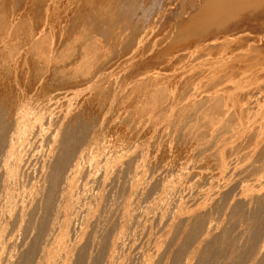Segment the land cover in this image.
<instances>
[{"label": "rangeland", "instance_id": "obj_1", "mask_svg": "<svg viewBox=\"0 0 264 264\" xmlns=\"http://www.w3.org/2000/svg\"><path fill=\"white\" fill-rule=\"evenodd\" d=\"M87 1H89V0H35L34 1V3L32 4V6H31V9H29L28 11H27V13H22L21 15L23 16L24 15V17L23 18H21V16H19V17H16L15 18V15L16 14H19V12H20V7H21V5H22V2L20 1V0H0V11H2V13H0V14H6V15H4L5 16V18L7 17H9L8 19H11V21L14 19V24L13 25H15V26H13L12 24V26H11V28L12 29H9L10 30V35H9V31H8V35L6 36V35H4L3 33H4V31H1L0 30V109L2 110L3 109V105L5 104V105H7L6 103H8L9 105H7L8 106V108H6L7 106H5L4 105V108H5V110L3 109L2 111H0V113H2L3 114V116H4V118H5V120H7V118H8V121L10 120V122H9V124H7V128H11L12 130L10 131V129H7V133H5L7 136H5L6 137V140L4 141V142H6V141H8L9 139H11L12 137L11 136H13V134H14V130H13V128L15 127L14 126V124H15V121L13 120V119H15L16 118V116L20 113V112H23V111H26V112H28V109H29V112L30 111H32V109L33 108H36V106H40V104H42V102L41 101H43V100H45L46 98H48L50 95H47V92H50V93H48V94H51V96H53V95H55L56 93H59V92H66L68 95H66L65 96V93H64V97L63 98H61V99H57V101H54V102H56V104H55V106L53 107V110H52V112L50 113V115H51V117H50V122H49V124H46L45 125V134L44 133H38L37 134V138H35V139H33L31 142H30V145H28L27 147H25L26 149H27V151H26V149H24L25 150V152H24V157H23V161L24 162H22V166H21V170H20V174L22 175V177H21V180H23V181H27L28 182V180L29 181H37V180H39L40 179V176H41V172L40 171H42L43 170V172H45L46 173V171H47V174H48V171H51V168L49 169L48 167L50 166L51 167V165L53 164V162H54V160L58 157V156H56V152H57V150L56 151H54L53 153H49V149H50V143H51V137H52V134L53 133H58V132H60L63 128V126L61 127V125H65V123H67L68 122V120H70L69 121V123L71 122V124H77V123H79V125H84L86 122V124H85V126L86 125H89V124H92V125H89V127H87V133L89 132V137H88V139H87V141H88V143H87V141H86V143L85 144H83V145H80V147H78V151H79V149L80 150H82V152L81 153H78V151H76L77 153L75 154L76 156H75V158L73 159V162H72V164H73V167H74V174H73V176L71 177V179L73 180V187H72V189H71V191H70V193H71V197H74V198H72V202H73V206H71V208L73 209V211H72V209L70 208V211H69V215H67L66 216V218H63L64 220H63V223L64 224H67L66 226H65V231L67 230V234L68 235H65L66 234V232L63 230L64 228V224H63V227H62V229L61 230H63V231H61L60 230V232H61V234L60 233H58L59 234V239H61V237L63 238L62 240H59V241H61L62 243H60V242H58L57 241V243L59 244H65V245H62L63 246V250L61 249L62 247H61V245H57V243H55L54 244V248H56L55 250H53V251H56L55 253H54V255H53V253H52V255L53 256H56V258H53L54 260L53 261H56L55 263L53 262V264H58L61 260V257H60V259L58 258L60 255H61V253H62V258H63V252H64V250H65V248L64 247H66L67 248V245H68V243H69V245L68 246H70L71 244H73V243H81L82 242V239H84L83 238V235H84V230H85V228H84V230H83V228L82 227H84V225H85V221H83L84 219V216H85V219L88 217V215L87 214H89V215H91V216H93V215H95V212H96V208H94V210H93V207H94V205L92 206L91 205V202L89 201V198L90 197H87V196H89L90 194H91V191L89 190L90 189V187H92L93 186V188H96L97 187V185H98V180H100V178H102L103 176H105L106 174H107V176L109 175V177H111V178H109V180L107 181V183L108 184H106V186L105 187H107V186H109V187H107V188H104V192H103V199H102V201H101V203H100V206H99V208H98V215H99V217L101 218H99V220H98V223H97V225L95 226L96 227V229L95 230H98L99 229V231H97V232H101V231H105L106 233H108V232H110V236H111V232H113V230H114V234H112V236L113 237H115V238H117V236L119 235V236H121L122 238H120L118 241H120L119 242V244L121 245V247H122V251L120 252V253H124V255L126 254L127 255V258H130L129 256H130V252H131V257L133 256L134 257V254H135V256H136V254L137 255H140V256H138L139 258L140 257H142L143 255H150L151 253H153L154 255H156L155 253H157V255L159 256L160 254H158V252L159 253H162V250L165 248V245H166V242H169V245H166V248H165V250L163 251V254H161L160 255V257L162 256V258H166V256H168V255H171L173 252V250H176L177 248H178V245H179V242H180V237L182 236V234H184V232L188 229L187 227H188V225H189V227L191 226V220H194L195 219V217L194 216H196V217H198V216H202L203 215V217L204 218H206L205 219V221L203 222V224H204V227H203V231L204 230H206V229H208V228H206V227H211V230L212 231H210V233H209V235H208V240L207 239H205V240H203V242H201V240L202 239H200L202 236V233L200 234V235H198V237L195 239V243H192V245L191 246H189V247H187V250L190 252L189 254H187L188 252H186L185 253V255L187 254L188 255V257L187 256H183L184 258H187V259H185L186 261H189V262H193L192 264H195V260L197 259L196 257H198L199 255H200V252L203 250L202 248L207 244V243H205V242H208V241H212L214 238H216L218 235H221V233L222 232H226L227 231V234L225 235L227 238H224V240L226 241V239H230L229 237H232L228 242H231V243H233L235 246H236V250L237 251H241L244 247H245V245H246V240H245V237H246V235H247V233L250 235V232L252 231V229L254 228V226H255V223H253L252 221L253 220H251L250 218H249V212H250V206H248V205H244V207H243V209L241 210V212H239V214H238V216H232V215H230V213L232 212V209H233V207L236 205V204H239V203H244V201H246L247 200V198H248V195L249 194H251L252 192H251V190H253L254 188H252V186L253 185H257V184H259V188H257V189H255V190H259V189H261V191L262 192H264V179H263V177H258L257 175H258V171H259V169H258V171H256L255 169H257V167H255L256 166V164H257V162L258 161H261V158H264V152H260V150H264L263 149V147H264V145L263 146H259L258 148H257V146H258V143L260 144V142L258 141V140H262L261 141V143L262 144H264V140L262 139V136L264 137V133H263V131H264V76L262 77L261 75H259V72H257V73H255V70L254 69H252V71L254 70V73L257 75H255V76H252L251 74H253V73H251V69H250V71L247 69L248 68V65H249V67H250V64H252L251 62H249V57L247 58V56H245V58L243 57L244 55L243 54H245L246 52H247V50H248V47L247 46H249L250 44H251V46H249V47H254V46H256L257 44H255V43H259L260 44V47L262 46V44H264V36L262 35L263 33H264V26H262L261 27V24L259 25V23H258V26H257V24L256 25H254L255 23H257V22H254V24H253V26H255V28H258L257 30H260V31H257L255 28L252 30V27H250V29H249V31L247 32L246 30L244 31V33H242V34H244V35H242V34H240L241 36H240V39H238V40H236L234 43H229L230 44V47H228L229 45H226V46H224V44L222 45H220V49H218V52H217V54H216V56H218V58L216 57V58H214L215 56H212V55H207L208 54V52L206 53V52H199L198 53V55L195 57H193V58H188V59H186V61H181L180 62V64H176L175 66H174V64H171V68H172V71H171V69H170V65L169 66H167L166 67V71H165V66H161V67H159V65L158 66H156L155 64H156V62H154L153 61V59L152 58H150V55H152L151 57H154V56H156V52H155V54H151L152 52L151 51H153V53H154V51H157L156 49H157V47H158V50H160V47H162V46H160L159 47V43H160V41H157L158 40V38H159V40H161L160 38L161 37H158L159 35V30H150V33H149V30H148V33L149 34H147V36L149 37V44H150V42L152 43V44H148L149 46H151V49H150V51L148 50V48L147 47H149L146 43L148 42L147 40H146V42L144 43V45H143V43H142V45H141V47H143V46H145V51L147 52L148 51V53H146V52H143V53H145L144 55H143V57H141V55L139 56V46H136V47H134V48H132V49H130V53H131V56H133L134 58L132 59V65H133V67H134V65L135 64H137V65H135V67L133 68V67H131L132 65L129 63H126L125 64V59L127 58H125V55H126V53H127V51H126V53H125V51H124V55H122L123 53L121 52H118V50H117V48H116V46H115V49H113L114 47H112V46H114L115 44L117 45L118 43L117 42H113V43H108V44H103V40L101 39V38H96L95 37V35L93 34V33H90L91 31L90 30H88L87 29V27L85 26V24H82L83 23V21H81V23L78 21L77 22V20H78V16L80 15V14H82L83 12H84V9H85V7L87 6V5H90L91 3H93V4H91V6L93 5V6H96L95 4L97 3L96 2V0L94 1V0H91L90 2H87ZM95 2V4H94V2ZM162 2H161V4H166L167 2H168V0H161ZM89 3V4H88ZM17 11V12H16ZM19 11V12H18ZM29 12V13H28ZM14 14V15H13ZM10 15H11V17H10ZM0 16H3V15H0ZM16 16H18V15H16ZM49 17V18H48ZM18 19H23L22 21L20 20H18ZM48 19V20H47ZM17 22V23H16ZM76 23H79V24H77L76 25ZM82 24V25H81ZM262 25H264V23L262 24ZM44 26V27H43ZM49 26H50V28H49ZM260 26V27H259ZM262 28H263V30H262ZM33 30V31H32ZM39 30V31H38ZM41 30V31H40ZM51 32H50V31ZM252 30V32H250ZM254 30H256L258 33H262V34H259V35H257L256 33H253V32H256V31H254ZM45 31V32H44ZM153 31H155V32H153ZM160 31H162V30H160ZM263 31V32H262ZM29 32H31L30 34L31 35H33V37H35V38H37V37H45V36H47V37H43L44 39H45V42H44V39L42 38L41 40H43V43H41V44H39V43H36V42H38V41H40L41 42V40H38V41H36L35 43H31V44H26V40L25 39H27V34H29ZM39 32V33H38ZM57 32V33H56ZM157 32V33H156ZM42 33V34H41ZM50 33V34H49ZM56 33V34H55ZM58 33H59V35H60V37H59V35H58ZM61 33H62V35H61ZM88 33V34H87ZM158 35V36H156V34ZM255 34L254 36H255V38L254 37H252V35L253 34ZM89 34H91V35H89ZM93 34V35H92ZM153 34H155V36L153 37L152 35ZM161 34L162 33H160V36H161ZM252 34V35H251ZM41 35V36H40ZM49 35V36H48ZM58 37H57V36ZM67 35H68V37H67ZM248 35H250L249 37H248ZM256 35H257V37H256ZM261 35V36H260ZM62 36V37H61ZM85 36H89L87 39H86V37ZM92 36V37H91ZM147 36L145 37V39L147 38ZM8 37V38H7ZM24 37V38H23ZM57 37V38H56ZM71 37V38H70ZM155 38V39H153V38ZM158 37V38H157ZM262 37V38H261ZM7 38V39H6ZM70 39V42H66V41H64L65 43L59 48V52H57L56 53V55H58V58H59V60L58 61H60L61 62V64H62V61H64L65 59H66V61H64V62H67L68 60H70V62H73L74 63V67H72V66H68L67 68L65 67V69L63 68L62 69V71L63 72H60V73H57V74H60L59 76L61 77V74H62V77H61V79L63 78V75H65L66 74V72L68 71V73L67 74H70V76L68 77L70 80H72V78H73V81H72V83L70 82V80L69 81H67V79H66V76H68L67 74H66V76H64V79L67 81H65V80H63V83H64V81L67 83V85H68V89H66V90H63V91H55V89L56 88H61L59 85V83H62V80H61V82H59L60 81V79H59V76H57V78L56 79H58L59 81H57L55 78H53V76L55 75H57V74H52V75H50L51 73H52V70H53V68L52 67H50V69L48 70V72H46L45 74H43L42 75V78L37 74V73H34L35 71H36V69H35V67L37 66L36 65V62H35V64H33V62L35 61V58H32V57H35L33 54H37L36 52H39V50L38 49H40V48H37V44H38V47H40V46H42L41 47V49L42 50H45V48L44 47H46V46H48L49 45V40L53 43H55V41L57 42V40H59V39ZM91 38V39H90ZM150 38H152L153 39V41L156 43V41H157V43L158 44H156V45H158V46H154V42H152V39H150ZM253 38V39H252ZM261 38V39H260ZM2 39V40H1ZM18 39V40H17ZM57 39V40H56ZM81 39V40H80ZM92 39H93V41H95L96 42V44L97 45H100V46H97V51H96V48H95V45H94V48H93V41H92ZM243 39H246V40H244L243 41ZM252 39V40H251ZM263 39V40H262ZM85 40V41H84ZM242 40V41H241ZM258 42H257V41ZM260 40H261V42H262V44H261V42H260ZM2 41V42H1ZM9 41V42H8ZM82 41V42H81ZM84 41V42H83ZM88 41V42H87ZM92 43H91V42ZM97 41H98V43H97ZM256 41V42H255ZM7 42V43H6ZM50 42V43H51ZM253 44H252V43ZM3 43H5V44H3ZM89 43H91V45L89 44ZM8 44V45H7ZM23 44V45H22ZM26 44V45H25ZM33 44V45H32ZM36 46H35V45ZM47 44V45H46ZM95 44V43H94ZM247 44V45H246ZM258 44V45H259ZM3 45V46H2ZM11 46V49H10V46ZM14 45V46H13ZM16 45V46H15ZM27 45H30V46H27ZM102 45V46H101ZM111 47H110V46ZM153 45V46H152ZM245 45V46H244ZM4 46H6V47H4ZM44 46V47H43ZM119 45H117V47H118ZM231 46H233L232 48H231ZM264 46V45H263ZM8 47V48H7ZM14 49H13V48ZM18 47V48H17ZM20 47V48H19ZM98 47H100L101 48V51H100V49L98 48ZM103 47V48H102ZM154 47H156V49L155 50H153L154 49ZM221 47L224 49H221ZM225 47H226V50H225ZM238 49H237V48ZM241 47V48H240ZM245 47V48H244ZM257 47V46H256ZM259 47V46H258ZM4 48V49H3ZM6 48V49H5ZM16 48V49H15ZM33 48V49H32ZM37 48V49H36ZM47 48V47H46ZM90 48V49H89ZM13 49V50H12ZM41 49H40V51H41ZM79 49V50H78ZM232 49H235L234 51L232 50ZM9 52H8V51ZM37 50V51H36ZM94 50V51H93ZM237 50V51H236ZM242 50V51H241ZM11 51V52H10ZM26 51V52H25ZM28 51V52H27ZM64 51V52H63ZM80 51V53H81V51L84 53H81L82 54V56H81V54L80 53H78V52ZM129 51V50H128ZM222 53H221V52ZM228 52L229 53V55H225L224 53H226V52ZM241 51V52H240ZM8 52V53H7ZM95 52V53H94ZM158 52V51H157ZM13 53V54H12ZM75 53V54H74ZM77 53V54H76ZM92 53V54H91ZM129 53V52H128ZM232 53V54H231ZM9 55V56H6V55ZM17 54V55H16ZM33 56H32V55ZM79 54V55H78ZM219 54H220V56H219ZM221 54H222V56L223 57H221ZM3 55V56H2ZM31 56V58H30V56ZM64 55V56H63ZM71 55V56H70ZM76 55H77V57H76ZM92 55V57H93V55H96L95 57H94V59H93V61L95 62V64L93 63V61H92V59H91V61H92V63H91V61L90 60H88L89 58H90V56ZM98 55V56H97ZM128 55V54H127ZM126 55V56H127ZM232 55V56H231ZM5 56V57H4ZM67 56V57H66ZM79 56H80V58H82V57H86L85 58V60H84V58H82V59H80L79 60ZM100 56V57H99ZM201 56V57H200ZM227 56V57H226ZM7 57V58H6ZM10 57V58H9ZM13 59H12V58ZM57 57V56H56ZM78 58L77 60L75 59V61L76 62H78V60H79V64L77 63V65H76V62L73 60L72 61V58ZM212 57V58H211ZM229 57V58H228ZM58 58H56V60L58 59ZM71 58V59H70ZM143 58V59H142ZM147 58V59H146ZM195 58V59H194ZM214 58V59H213ZM223 59V61H222V59ZM234 58V59H233ZM236 58H238V59H236ZM242 58V59H241ZM25 59V60H24ZM103 59V60H102ZM144 59H146L147 61H144V62H146L147 63V65H145L146 63H144L143 62V60ZM149 59H151V61L150 62H154V64H150V62L148 61ZM204 59V60H203ZM216 60V61H218L217 63V66L219 65V63L220 64H223V62H226V64H229V63H231V62H235V63H233L232 64V67H231V69L228 67V69L230 70V72H235V74L237 75H233V73H232V75H231V73H230V77H228L229 76V74L228 75H226L224 78H223V80H221V82H219V84H218V89L217 88H214V90H212V87H210L211 85H212V83H213V86H214V84L215 83H217L216 81V77H218L219 78V76L217 75V73L216 72H214V74H213V72L211 71V72H209V68H210V66H209V68H208V65H206V66H201V67H203L202 69H201V67L200 66H198V68H197V66L196 65H199L200 63H209V60L210 61H212V60ZM228 59L229 60H234V61H229V62H227L228 61ZM243 59H245L244 61H243ZM11 60H13L12 62H11ZM192 60V61H191ZM32 62L31 64H30V62ZM81 61V62H80ZM83 61H84V63H83ZM88 61H89V64H88ZM194 61V62H193ZM196 61V62H195ZM198 61V62H197ZM215 61V62H216ZM220 61V62H219ZM247 62V64H246V62ZM29 62V63H28ZM63 62V63H64ZM86 62V63H85ZM98 62V63H97ZM139 62V63H138ZM186 62V63H185ZM190 62V63H189ZM213 62V61H212ZM222 62V63H221ZM250 64H249V63ZM83 63V64H82ZM91 63V64H90ZM100 63V64H99ZM104 63V64H103ZM189 63V64H188ZM192 63V64H191ZM194 63V64H193ZM18 64V65H17ZM32 64L34 65L33 67H32ZM93 64V65H92ZM99 64V65H98ZM149 64V65H148ZM181 64H182V66H181ZM187 64V67H185V65ZM243 64H245V66L243 65ZM36 65V66H35ZM87 65V66H86ZM98 65V66H97ZM100 65H101V67H100ZM102 65H103V67H102ZM129 65H131L130 66V69H129ZM139 65V66H138ZM189 65V66H188ZM194 65V66H193ZM233 65H234V67H235V70L233 69L234 67H233ZM76 66V67H75ZM80 66V67H79ZM177 66V67H176ZM216 66V67H217ZM246 66H247V68H246ZM82 67H83V69H82ZM85 67H86V69H85ZM191 67V68H190ZM193 67V68H192ZM240 67H241V69H240ZM246 68L245 70H247L246 72L248 73V71H249V74L251 75L250 77H249V75L247 74V73H245L244 71V68ZM256 67V66H255ZM254 67V68H255ZM258 67V68H257ZM256 68L257 69H259L260 67L259 66H257ZM20 68V69H19ZM30 68V69H29ZM52 68V69H51ZM81 70H80V69ZM100 69L99 71H96V72H93V70L95 71V70H98V69ZM173 68H174V73H172L173 72ZM182 68V69H181ZM184 68V69H183ZM186 68V69H185ZM237 68V69H236ZM242 68H243V70H242ZM255 68V69H256ZM35 69V70H34ZM86 71H85V70ZM169 69V70H168ZM178 69H180V70H178ZM187 69H189L188 71H186ZM205 69V70H204ZM227 69V70H228ZM256 69V70H257ZM34 70V72H31V71H33ZM83 70V71H82ZM181 70H182V73H184V72H186V73H184V74H182L181 76H178V75H180L181 74ZM185 70V71H184ZM234 70V71H233ZM240 70V71H239ZM49 71H50V73H49ZM66 71V72H65ZM81 71V72H80ZM171 71V72H170ZM198 71V72H197ZM204 71V72H203ZM28 72V73H27ZM71 72V73H70ZM74 72V73H73ZM98 72H101L100 74L98 73ZM168 72H170V73H168ZM191 72V73H190ZM194 72V73H193ZM199 73V75H197V73ZM85 74V75H83V74ZM91 73H92V75H93V77H91L90 75H91ZM95 73V74H94ZM152 73H158V75H164V74H166V75H172L171 77L172 78H170V76L168 77V79L170 78L171 79V81L170 80H168L169 82H168V84L166 83L167 82V80H165L164 81V85H167V87L170 89V91H169V89H168V91H167V94H169V93H171V94H169L170 96L172 95H174L173 97H175L176 95H177V97H179V98H177V97H175L174 99L175 100H177V102L178 101H180L179 103H180V105L181 104H183L184 102V96L183 95H185L186 93L185 92H187L189 95H185V98H187L188 96H193V95H196V97L197 96H199V95H203V94H205V95H208L209 94V92L211 91L212 92V94H211V92H210V94H211V96L214 94V91L216 92V90H217V93H220L221 91H222V93L224 92L225 93V91L227 92V93H223V96H222V93H221V96H222V98H225L221 103H222V105H223V107H225V105L227 106V107H225L224 109H223V107H222V109L221 110H223V115H225V114H228L230 117H232L234 114H236V115H234L233 116V118L232 119H229V117H228V119H227V117H226V115L225 116H223L222 114H220V113H222L221 112V110H220V113L217 111L216 113H219V114H217V116H219V115H222V117L220 116V118L219 117H216L215 119H214V116H216L214 113V109L212 108L211 109V107H210V105H207V108H205L204 109V111L207 113V119H206V124H208V122H209V118L210 119H213L212 120V122L210 123L209 122V126H206V128H208V130L205 128V131L206 132H209V134H211V136L210 135H208L207 133V135H208V137L207 138H205V134L202 136V138H204L203 140H205V142L204 141H202V139L200 138V137H198L197 135V137L199 138H197L196 139V136H192V135H188V136H186V137H188V138H185V136H183L184 135V133L182 134V126L180 125V127H179V125H176L177 124V122H175V120H174V118H175V112L176 111H173L172 109H174V106H171V108L170 109H166L165 108V106H161V104L162 103H160V102H164V100L162 99V101H160V98H161V95L159 96V93H155L152 89V87H150L149 85H147L148 87L147 88H145L146 87V84L147 83H145L146 81H144V82H142L143 80H145V79H147L148 78V76H150V75H152ZM176 73H180V74H178V75H176ZM209 73V76H207V77H205L206 76V74H208ZM212 75H211V74ZM243 73V74H242ZM33 74H34V76H33ZM174 74L176 75V77L174 76ZM191 74V75H190ZM246 76H245V75ZM263 74V73H262ZM74 76V77H72V76ZM108 75H109V77H108ZM188 77H187V76ZM210 75H211V77H210ZM215 77H214V76ZM242 75V76H241ZM247 75H248V80H246V78H247ZM254 75V74H253ZM264 75V74H263ZM39 76V77H38ZM44 76V77H43ZM48 76V77H47ZM50 76V77H49ZM101 76V77H100ZM105 76V77H104ZM181 77V78H178V77ZM190 76V77H189ZM212 76L214 77V78H212ZM235 76V77H234ZM240 76H241V78H240ZM17 77V78H16ZM21 77V78H20ZM27 77V78H26ZM36 79H35V78ZM70 77H72V78H70ZM81 77V78H80ZM90 77L92 78L91 80H93L94 81V79L96 78V77H98V79L96 78L95 79V81L93 82L94 83V85H92V84H87V82H89L88 80L90 79ZM99 77H100V79H99ZM176 79H175V78ZM187 77V78H186ZM196 77V78H195ZM205 77V78H204ZM212 78V79H214V80H216V81H214V82H211L210 80H212V79H210V78ZM244 77V79H242ZM246 77V78H245ZM258 79H257V78ZM260 77V78H259ZM18 78H20V79H18ZM38 78H40V79H38ZM89 78V79H88ZM105 78V79H104ZM187 79V81H186V79ZM190 78V79H189ZM206 78L208 79V81L207 82H209V83H207V84H204V82L206 83ZM217 78V79H218ZM237 78V79H236ZM240 78V79H239ZM28 79H30V80H28ZM35 79V80H34ZM54 81H53V80ZM86 79V80H85ZM88 79V80H87ZM178 79L180 80V79H182V81L180 80V81H178ZM189 79V80H188ZM231 80V81H228V80ZM235 79V80H234ZM244 81L245 80V83H243V86H241V87H245V88H241V90H244L245 89V91H246V93L248 92V91H250V95H253V94H255V96H246V97H248V98H243L242 96L240 97L239 95H236L235 97H239V99H240V101H238L239 99H238V97L234 100V98L235 97H233L235 94L234 93H238V92H240L241 90H240V88H238L237 86L238 85H234V84H239V86L241 85V81L242 80ZM42 80V81H41ZM79 80H80V84L82 85V87H81V85L79 84ZM97 80V81H96ZM100 80V81H99ZM191 80V81H190ZM203 80V81H202ZM249 80H251V81H249ZM257 80V81H256ZM260 80V81H259ZM9 81V82H8ZM45 81L47 82V83H45ZM102 81V82H101ZM141 81V82H140ZM174 81V82H173ZM188 81H190V83L188 82ZM227 81H228V83H227ZM233 81V82H232ZM238 81V82H237ZM242 81V82H243ZM3 82V83H2ZM29 84H28V83ZM33 82H36V83H33ZM37 82H38V84H37ZM43 84H42V83ZM53 82H54V84H53ZM57 82V83H56ZM82 82H84V84L82 83ZM180 82H181V84H180ZM187 82L189 83L188 85H187ZM198 82H199V84H198ZM211 82V83H210ZM227 83L228 84V86L230 87L231 85H233L232 87H233V91L231 90V89H228V87L227 86H225V84L223 85L222 83ZM237 82V83H236ZM21 83V84H20ZM30 83H31V85H30ZM44 83H45V85L47 84L48 86H45V87H48V88H45V90H43L42 89V87L44 88ZM69 83H71V85L69 84ZM96 83V84H95ZM170 83H172L171 85H170ZM175 83V84H174ZM178 83H179V85H178ZM183 83V84H182ZM26 84H28L27 86H26ZM37 84V85H36ZM42 84V85H41ZM59 84V85H58ZM65 84V83H64ZM73 84H74V86H75V88L74 87H72L73 86ZM78 84H79V86H78ZM174 84V85H173ZM185 84V85H184ZM208 84H209V86H208ZM250 84V85H249ZM260 84V85H259ZM39 85H41V86H39ZM71 86V89H70V86ZM84 85V86H83ZM197 85V86H196ZM205 85V86H204ZM206 85L208 86V87H210L209 89H207V87H206ZM223 85V87H221ZM245 85V86H244ZM12 86V87H11ZM20 86V87H19ZM23 86V87H22ZM31 86V87H30ZM35 86H36V88H35ZM54 87V88H52V87ZM77 86V87H76ZM174 86V87H173ZM183 86H185V88L183 87ZM256 86H258V89H259V91H258V89H257V87ZM262 86V87H261ZM25 87V88H24ZM33 87V88H32ZM40 87V88H39ZM51 87V88H50ZM93 87V88H92ZM193 87V88H192ZM231 87V88H232ZM97 88V89H96ZM184 88V89H183ZM207 89V92H206V89ZM229 90V93H228V91L226 90ZM5 89V90H4ZM28 89V90H27ZM36 89V90H35ZM42 89V90H41ZM48 89V90H47ZM69 89H70V91H69ZM73 89V90H72ZM174 89V90H173ZM191 89V90H190ZM193 89H194V91H193ZM197 89V90H196ZM203 89H205V90H203ZM220 89H221V91H220ZM235 89V90H234ZM239 89V90H238ZM249 89V90H248ZM252 89H255V92H254V90H252V92H251V90ZM7 90V91H6ZM41 90V91H40ZM85 90V91H84ZM96 90V91H95ZM177 90V91H176ZM182 90V91H181ZM184 90H185V92H184ZM187 90V91H186ZM189 90V91H188ZM200 90V91H199ZM208 90H209V92H208ZM224 90V91H223ZM36 91H38V92H36ZM52 91H53V93H52ZM197 91V92H196ZM199 91V92H198ZM219 91V92H218ZM238 91V92H237ZM24 92V93H23ZM146 92V93H145ZM190 92V93H189ZM204 92V93H203ZM206 92V93H205ZM233 92V93H232ZM40 93V94H39ZM46 93V94H45ZM70 93V94H69ZM173 93V94H172ZM208 93V94H207ZM241 93H244V91H241ZM241 93H238V94H241ZM19 94V95H18ZM31 94V95H30ZM121 94V95H120ZM149 94H151V95H149ZM155 94V95H154ZM176 94V95H175ZM192 94V95H191ZM258 94V95H257ZM40 95V96H39ZM42 95V96H41ZM124 95V96H123ZM154 95V96H153ZM168 95V98L170 97ZM180 95V96H179ZM201 95V96H202ZM229 95H230V97H229ZM23 96V97H22ZM47 96V97H46ZM157 96V97H156ZM159 96V97H158ZM171 96V97H172ZM201 96H199V97H197V99L198 98H200ZM9 97V98H8ZM91 97V98H90ZM93 97V98H92ZM96 97V98H95ZM114 97V98H113ZM148 97V98H147ZM155 97V98H154ZM183 97V98H182ZM231 97H232V99H231ZM260 97H261V99H260ZM113 98V99H112ZM122 98V99H121ZM147 98V99H146ZM158 100H157V99ZM229 98H230V100H229ZM244 100H243V99ZM251 98V99H250ZM10 99V100H9ZM87 101H86V100ZM90 99H91V101H90ZM112 99V100H111ZM156 99V100H155ZM180 99V100H179ZM241 99H242V101H243V103H242V101H241ZM258 99V100H257ZM3 100H5V101H3ZM41 100V101H40ZM144 100V101H143ZM149 100V101H148ZM226 100H228L227 102H226ZM249 100H250V102H249ZM20 101V102H19ZM39 101V102H38ZM143 101V102H142ZM145 101H147V102H145ZM151 101V102H150ZM154 101V102H153ZM159 103H158V102ZM169 101H171V98H169ZM239 102V104H237L238 102ZM260 101V102H259ZM6 102V103H5ZM14 102V103H13ZM22 102V103H21ZM144 102H145V104H144ZM149 102V103H148ZM153 102V103H152ZM157 102V103H156ZM171 102H174V100H172ZM182 102V103H181ZM237 102V103H236ZM241 102V103H240ZM246 102V103H245ZM252 102V103H251ZM4 103V104H3ZM16 103H18V105L16 104ZM21 103V104H20ZM25 103V104H24ZM38 105H37V104ZM91 105H90V104ZM138 103V104H137ZM150 103H152L151 105H150ZM224 103H225V105H224ZM226 103H229V105L228 104H226ZM1 104H2V106H1ZM21 106H20V105ZM147 104V105H146ZM150 106H149V105ZM163 104H165V103H163ZM243 106V107H241V105ZM249 104H251V105H249ZM23 105V106H22ZM144 105H145V107H144ZM153 105V106H152ZM158 107L159 109H160V112H158L159 111V109H158V111L157 110H155L156 109V107ZM179 105V106H180ZM11 106H13V107H11ZM19 106V108H17ZM35 106V107H34ZM119 106H120V108H119ZM149 106V107H148ZM161 106V107H160ZM178 106V107H179ZM258 106V107H257ZM2 107V108H1ZM22 107V108H21ZM153 107V108H152ZM238 107H240V108H243L244 110H246V112H244L245 113V115H244V113H243V111L239 108V111H238ZM14 110H13V109ZM17 108V109H16ZM24 108V109H23ZM79 108V109H78ZM147 108V109H146ZM150 108V109H149ZM151 108H152V110H154L153 112H154V114H148V113H146V111L148 110L149 112H150V110H151ZM155 108V109H154ZM164 108V109H163ZM246 108V109H245ZM18 109H19V111H18ZM90 109V110H89ZM146 109V111H144ZM166 109V110H165ZM183 110H181L180 111V113L182 114V116H181V118H182V120H183V122L181 123V124H184V123H187V124H190L189 122H190V120H192L193 118H192V116H193V114H190V117H189V115H188V113L190 112L191 113V111L189 110V109H187L186 107L185 108H182ZM186 109V110H185ZM250 109V110H249ZM7 110V111H6ZM9 110H11V112H9ZM13 110V111H12ZM22 110V111H21ZM122 110V111H121ZM151 110V111H152ZM188 110V111H187ZM228 110V111H227ZM248 110H249V113H248ZM18 111V112H17ZM63 111V112H62ZM76 111V112H75ZM80 111V112H79ZM87 111V112H86ZM144 111V113H142ZM214 112V113H211V112ZM225 111V112H224ZM231 111V112H230ZM236 111H238V112H236ZM240 111H242V113L240 112ZM260 111V112H259ZM9 112V113H8ZM28 112V113H29ZM72 112V113H71ZM99 112V113H98ZM109 112V113H108ZM119 112V113H118ZM226 112H229V113H226ZM236 112V113H235ZM250 112H251V114H250ZM259 113V115H257L258 113ZM262 112H263V114H262ZM5 113H7V114H5ZM16 113H17V115H16ZM68 113V114H67ZM76 115H75V114ZM80 113V114H79ZM131 113H132V116H131ZM156 113V114H155ZM209 113H211V115H209ZM250 114V115H248V114ZM253 113V114H252ZM15 114V116H14V118H13V115ZM57 116H56V115ZM88 114V115H87ZM99 114H101V115H99ZM128 114H130V115H128ZM187 114V115H186ZM214 116H213V115ZM243 114V116H241ZM256 115V116H254L256 119H255V121L254 120H252V119H254V117H253V115ZM262 114V115H261ZM60 115H62V116H60ZM65 117H64V116ZM86 115H87V117H86ZM104 115V116H103ZM109 115V116H108ZM131 116V118L130 117H128V116ZM206 115V114H205ZM239 115V116H238ZM66 116H68V117H66ZM71 116V117H70ZM74 118H73V117ZM88 116H89V118H88ZM10 117H12V118H10ZM56 117V118H55ZM76 117H78V119L80 120H78ZM82 117H83V119H82ZM86 117V118H85ZM129 118V120H128V118ZM176 117H179V116H176ZM236 117V118H235ZM54 118V119H53ZM76 118V119H75ZM93 118V119H92ZM113 118V119H112ZM180 118V117H179ZM189 118V119H188ZM218 118V119H217ZM223 119V121H222V119ZM226 118V119H225ZM248 118L249 120H247V122H246V119ZM61 119V120H60ZM76 121H74V120ZM101 119H102V124H101ZM114 119H116V120H114ZM176 120H178V118H175ZM234 119V120H233ZM250 119L252 120V124H251V121H250ZM60 120V121H59ZM67 122H66V121ZM79 122H78V121ZM95 120V121H94ZM98 120V121H97ZM110 120V121H109ZM226 120V121H225ZM233 122H231V121ZM237 120V121H236ZM241 120V121H240ZM8 121H6L7 123H8ZM52 121H54V122H52ZM81 121H82V123H84V124H82L81 123ZM86 121V122H85ZM91 121L93 122V123H91ZM104 121V122H103ZM129 121V122H128ZM137 121H138V123H137ZM245 122V126L247 125V123L249 124V121H250V125H248L249 127L252 125V128H250V129H248L249 127L248 126H243V124L242 123H244ZM13 124H12V123ZM57 122V123H56ZM62 122H64V124L62 123ZM72 122H74V123H72ZM136 123V125H135V123ZM194 122V121H193ZM193 122H191V123H193ZM230 122V123H229ZM237 122H239L238 124H237ZM61 123V125H59ZM105 123V124H104ZM130 123H132L131 125H130ZM174 123V124H173ZM176 123V124H175ZM215 123V124H214ZM222 123H224V125L222 124ZM256 123H258V124H256ZM260 123H262V124H260ZM10 124H12V125H10ZM56 124V125H55ZM58 124V125H57ZM93 124H95V125H93ZM98 124V125H97ZM210 124H211V127H210ZM254 124H255V127L253 128V126H254ZM215 125V126H214ZM223 125V126H222ZM263 127H262V126ZM60 126V127H59ZM134 126V127H133ZM136 126V127H135ZM174 126V127H173ZM178 126V127H177ZM225 126V127H224ZM234 126V127H233ZM238 126V128H236ZM240 126V127H239ZM243 126V127H242ZM259 126V127H258ZM57 127H58V132H57ZM176 127V128H175ZM223 127H224V129H226L227 127V129L226 130H224L223 129ZM257 127V128H256ZM50 128V129H49ZM60 128H61V130H60ZM213 128V129H212ZM219 128V129H218ZM260 128H261V131H260ZM263 128V129H262ZM52 129H53V131H52ZM90 129V130H89ZM125 129V130H124ZM210 129H211V132H210ZM229 129H230V132H231V129H233L232 131L233 132H229ZM235 129V130H234ZM238 129V130H237ZM256 129H257V131H256ZM242 130V131H241ZM247 130H249V132L251 131V130H255V132H257V133H253V131H251L250 133H251V136H252V138H253V140L254 141H256L255 143H257L256 145L255 144H251V143H253L254 141L253 140H251L249 137H250V133H248V131ZM9 131H10V133H9ZM13 131V132H12ZM90 131L92 132L91 133V135H90ZM121 131V132H120ZM178 131V132H177ZM216 131V132H215ZM219 131V133H217ZM227 131H228V134H227ZM234 131H235V134L238 132V135H235V134H233L234 133ZM243 133H241V132ZM260 131V132H259ZM50 133V134H49ZM224 133V134H223ZM240 133L242 134L241 136H240ZM10 134V135H9ZM126 134V135H125ZM213 134H216V135H214L213 136ZM246 134H248V135H246ZM253 134V135H252ZM254 134H255V136H254ZM258 134H259V136L260 137H258ZM176 135H177V137H176ZM233 135V137H230V136H232ZM244 135V136H243ZM8 136H10L9 138H8ZM41 136V137H40ZM45 136V137H44ZM95 136V137H94ZM190 136H191V138H193L192 140H191V138H190ZM224 136V137H223ZM237 136V137H236ZM242 138H240V137ZM243 136V137H242ZM247 136H249L248 137V139H249V141H251V143H250V145H254L253 147L252 146H249L248 147V145H249V142H248V140H246L247 139ZM179 137V138H178ZM221 137H222V139H221ZM235 137V138H234ZM259 138V139H257L256 140V138ZM49 138V139H48ZM89 138H90V140H89ZM190 138V139H189ZM229 138H231V139H229ZM237 138V139H236ZM201 139V140H200ZM210 140V143H209V140ZM224 139V140H223ZM229 139V140H228ZM245 139V140H244ZM47 140V141H46ZM49 140V141H48ZM97 140V141H96ZM188 140V141H187ZM193 140H194V142H193ZM197 140L199 141V143H198V145H197ZM234 140V141H233ZM242 142H241V141ZM10 141V140H9ZM36 141V142H35ZM96 141V143H94ZM202 141V142H201ZM207 141H208V143H209V148H210V151H208V152H210V153H208V152H206L205 151V149L207 150H209V148H208V146H205V145H208L207 144ZM214 141V142H213ZM215 141L217 142L216 144H215ZM247 141V142H246ZM48 142H50V143H48ZM90 142H91V144H90ZM213 142V143H212ZM98 143V144H97ZM192 143V144H191ZM195 143V144H194ZM201 143V144H200ZM205 144V145H203V144ZM226 143V144H225ZM242 143V145H243V147H242V145H240ZM247 143H248V145H247ZM3 144H5V143H3ZM7 144V145H6ZM5 145H2V148H4V149H1V154H0V176L2 175V174H4V172H5V170H4V168H2L3 167V160H4V156H5V154L4 153H6L5 151H7V147L6 146H8V142L6 143ZM90 144V145H89ZM245 144H246V146L248 147H245ZM33 145V146H32ZM87 145V146H86ZM97 147H96V146ZM212 147H211V146ZM236 145H238L239 147H237ZM31 148H30V147ZM85 146V147H84ZM216 146V147H215ZM220 146V147H219ZM6 147V148H5ZM47 147H49V148H47ZM90 147V148H89ZM104 147V148H103ZM114 147V148H113ZM131 147V148H130ZM207 147V148H206ZM215 147V148H214ZM225 149H224V148ZM237 147V148H236ZM247 148V149H245V150H249V152L248 151H245L243 148ZM260 147H262V149L260 148ZM1 148V147H0ZM201 148H204L203 150L201 149ZM219 148V149H218ZM234 148V149H233ZM240 148V149H239ZM242 148V149H241ZM257 148V149H256ZM86 149V151H85V153H83V151ZM223 149H224V152H228V153H223ZM231 149H233V150H231ZM236 149V150H235ZM239 149V150H238ZM251 149H254V151L253 150H251ZM255 149H256V151H258L257 152V154H259V152H260V154L262 153V155H263V157H261V155L259 156V159L257 158V162L255 161L256 159H254V157H256V156H254V155H256V154H254L256 151H255ZM46 150V151H45ZM48 150V151H47ZM111 150V151H110ZM120 150H122L123 152V154H125L126 155V157H125V155H123V154H121V151ZM201 150V151H200ZM217 150H218V152H217ZM234 150L236 151V153H237V151L239 152L238 153V155L240 154V153H242V150H243V153L244 154H246V158H249V157H247V156H251V155H253L254 157H253V160H252V156H251V161H250V158H249V162H254V164H247L246 162L248 161V159H246L245 158V162H244V154H240V158H238V161H237V157H238V155L237 154H235L234 153ZM34 151V152H33ZM206 153H205V152ZM221 151H222V153H221ZM251 151H252V153H251ZM4 152V153H3ZM59 152V151H58ZM80 152V151H79ZM138 152V153H137ZM204 152V153H203ZM217 152V153H216ZM230 152H232V153H230ZM46 153V154H45ZM218 154V157L217 156H214L215 154ZM250 153V154H249ZM26 154V155H25ZM30 155V158H29V156L28 155ZM32 154V155H31ZM50 154V155H49ZM55 154V155H54ZM83 154H85L84 156H83ZM210 154V156L212 157V154H214L213 155V157L211 158L210 156V158H208V155ZM219 154H220V156H219ZM222 154H224V156H221ZM228 154L229 155H233V157H232V155L231 156H228ZM53 155H54V157L55 158H52L53 157ZM58 155V154H57ZM114 155H116L115 157H114ZM118 155H120V156H118ZM121 155H123V157L121 156ZM26 156H27V158H26ZM41 156V157H40ZM52 156V157H51ZM80 156V157H79ZM237 156V157H236ZM243 156V157H242ZM1 157H3V158H1ZM36 157V158H35ZM206 157V158H205ZM224 158V160H225V165L227 166H225V168L222 170L221 169V167H217V166H219V160L221 159V158ZM231 157V159L230 160H228L229 158ZM236 157V158H235ZM258 157V156H257ZM29 158V159H28ZM48 158V159H47ZM82 160H81V159ZM117 158V159H116ZM119 158H120V160H119ZM134 158V159H133ZM213 158L215 159V160H213ZM218 158H220V159H218ZM50 159V160H49ZM79 159V161H78V163H77V160ZM127 159V160H126ZM203 159H205V160H203ZM234 159V160H233ZM240 159V160H239ZM45 160V161H44ZM46 160H47V164H46ZM218 160V161H217ZM227 160V161H226ZM127 161H128V163H127ZM144 161V162H143ZM200 161V162H199ZM228 161H233V164H231V163H229ZM238 162V163H240V165L241 166H239V164L237 165V163H235V162ZM240 161V162H239ZM262 161H264V159L262 160ZM262 161H261V164H259V165H262ZM30 162V163H29ZM43 164H42V163ZM51 162V163H50ZM124 162H126L128 165H125L124 164ZM211 162V163H210ZM218 162V163H217ZM231 164L232 165V167H233V165H235L233 168H234V170H233V168H230V165L228 164ZM241 162H243V163H241ZM117 163L119 164L118 166H117ZM135 163V164H134ZM32 164V165H31ZM38 164H39V166H38ZM51 164V165H50ZM74 164H75V166H74ZM204 164V165H203ZM206 164H207V166H206ZM211 164V165H210ZM213 164V165H212ZM218 164V165H217ZM31 165V166H30ZM43 165V166H42ZM45 165H47L48 167L46 168L45 167ZM247 165V166H246ZM248 165L252 168L253 167V171L251 170V168L250 167H248ZM258 165V164H257ZM263 165H264V162H263ZM262 165V166H263ZM122 166V167H121ZM124 166H125V168H124ZM129 167V169H130V167H131V170H127V168ZM139 166V167H138ZM204 166V167H203ZM209 166V167H208ZM237 166H238V168L239 167H242V168H244V170H245V167L247 168L244 172L246 173V172H248V174L250 173V175H251V173H252V175L250 176V178H249V176H248V174L246 173H244V172H242L241 173V171L242 170H240V168H239V170H240V173L241 174H239V170H238V172L236 171L238 168H237ZM245 166V167H244ZM262 166H259L258 168H260V167H262ZM27 167H29V168H27ZM34 167V168H33ZM36 167V168H35ZM45 167V168H44ZM76 167V168H75ZM78 167V168H77ZM199 167V168H198ZM217 167V168H216ZM230 168V170L229 169H227V168ZM33 168V169H32ZM40 168V169H39ZM123 170H122V169ZM201 168V169H200ZM248 168H250V170L248 169ZM255 168V169H254ZM32 169V170H31ZM111 169H112V171H111ZM119 169H121V170H119ZM138 169V170H137ZM262 170L261 171H259V174H260V172L261 173H263L264 172V167H262L261 168ZM24 170H26V171H24ZM28 170V171H27ZM78 171V173H76V171ZM82 170V171H81ZM200 170H202V172L200 171ZM225 170H227V172H225ZM228 170H229V173H228ZM249 170V171H248ZM38 172L37 174H36V172ZM118 171V172H117ZM119 171H120V173H119ZM136 171V172H135ZM205 171V172H204ZM213 171V172H212ZM216 171H217V173H218V175H220V176H217V173H216ZM224 171V172H223ZM236 171V172H235ZM254 171H255V176L253 175V173H254ZM2 172V173H1ZM30 172V173H29ZM32 172H33V174H32ZM35 172V173H34ZM40 172V173H39ZM106 172V173H105ZM115 172V173H114ZM123 172V173H122ZM139 172V173H138ZM198 172H200V173H198ZM235 172V173H234ZM256 172H257V174H256ZM116 173H118V174H116ZM129 173H131L130 175H129ZM133 173V174H132ZM135 173L137 174V175H135ZM189 173H192V178H189V180H188V182H187V184H183L182 186H176V189L175 190H173V191H171V192H169L167 195H166V197L164 198V201L162 202H159L157 199H159L160 197H163V195L164 194H162L163 193V191H164V186L165 185H170V184H175V181H176V183L178 182V181H181L182 180V178H183V176H185V175H187V174H189ZM221 173H223V174H221ZM225 173V174H224ZM227 173V174H226ZM234 173V174H233ZM26 174H28V176L26 175ZM40 174V175H39ZM78 174V175H77ZM127 174V175H126ZM184 174V175H183ZM199 174H202V177H201V175H199ZM208 174V175H207ZM236 174V176H234ZM23 175H25V177L23 176ZM36 175V176H35ZM102 175V176H101ZM119 175H121V180L119 179ZM196 177H195V176ZM264 175V173L261 175V176H263ZM27 176V177H26ZM38 176V178H36ZM114 176H116V177H114ZM127 176V177H126ZM134 176V178H132ZM137 176V177H136ZM200 176V177H199ZM253 176V177H252ZM2 177V176H1ZM3 177H4V175H3ZM76 177V178H75ZM84 177V178H83ZM123 177H124V179H123ZM136 177V178H135ZM193 177H194V179H193ZM208 177V178H207ZM259 178L260 180H259V183H256V182H254V180H255V178ZM29 178V179H28ZM75 178V179H74ZM83 178V180H81ZM112 178H114V179H112ZM256 178V179H257ZM3 179L4 178H2V179H0V189H1V181H3ZM78 181H77V180ZM126 179H128L127 181H126ZM133 179V180H132ZM135 179V180H134ZM165 179V180H164ZM179 179V180H178ZM181 179V180H180ZM244 179V180H243ZM251 179H254V180H251ZM76 180V181H75ZM84 180H85V182H84ZM88 180V181H87ZM96 180V181H95ZM178 180V181H177ZM209 180V181H208ZM249 180H250V182H249ZM91 181H94V182H91ZM110 181H111V183L113 184V182L115 183V184H113V186H112V184L110 183ZM113 181V182H112ZM123 181V182H122ZM125 181L127 182L126 184H125ZM135 181H138L137 182V185H136V183H134ZM162 181V182H161ZM171 181V182H170ZM174 181V182H173ZM191 181V182H190ZM207 181V182H206ZM252 181V182H251ZM26 182V183H27ZM88 182V184L86 185V183ZM90 182H91V184H90ZM96 182V183H95ZM169 182V183H168ZM173 182V183H172ZM231 182V183H230ZM258 182V181H257ZM261 182V183H260ZM121 183V184H120ZM125 184V186H124V184ZM75 184H77V186L75 185ZM81 184H82V186H81ZM97 184V185H96ZM130 184V185H129ZM139 184V185H138ZM164 184V185H163ZM192 184V185H191ZM246 184V185H245ZM94 185H95V187H94ZM116 185H117V187H116ZM132 185V186H131ZM161 185V186H160ZM238 185H239V187H238ZM251 185V186H250ZM74 186H75V188H74ZM87 186H89V189H88V187ZM112 186V187H111ZM137 186V187H136ZM163 186V187H162ZM184 186V187H183ZM190 186V187H189ZM222 186V187H221ZM76 187H77V189H76ZM80 187V188H79ZM119 187V188H118ZM136 187V188H135ZM158 189H157V188ZM232 187V188H231ZM76 189V190H74V189ZM114 190H113V189ZM122 188V189H121ZM190 188V189H189ZM219 188V189H218ZM236 188V189H235ZM81 189V190H80ZM88 189V190H87ZM106 189V190H105ZM107 189H109V190H107ZM118 189V190H117ZM119 189H121V190H119ZM125 189V190H124ZM127 189H129V190H127ZM131 189H133L132 191H131ZM136 189V190H135ZM183 189V190H182ZM189 189V190H188ZM125 191V192H123V191ZM149 190H151V192L149 191ZM158 190V191H157ZM181 190V191H180ZM230 190L232 191V192H230ZM233 190H235V191H233ZM240 191L239 193H238V191ZM1 191H2V189H1ZM0 191V195H2V192ZM74 191H75V193H74ZM79 191H80V193H79ZM89 193H88V192ZM106 191L108 192V194H111V196L110 195H108L107 193H106ZM112 191H113V193H112ZM118 191H120V193L118 192ZM121 191H122V194L124 195V199L125 200H122L123 198V196H121L122 194H121ZM126 191H128V193H126ZM190 191V192H189ZM207 191V192H206ZM84 192V193H83ZM87 192V193H86ZM115 192V193H114ZM117 192L119 193V194H117ZM233 192H235V194H233ZM246 192H247V194H246ZM133 193V194H132ZM147 193H149V194H147ZM74 196H73V195ZM76 194V195H75ZM88 194V195H87ZM105 194H107V195H105ZM114 195V198H113V195ZM121 194V195H120ZM153 194V195H152ZM238 194V195H237ZM245 194V195H244ZM79 195V196H78ZM118 195V196H117ZM130 195V196H129ZM234 195V197L232 198V196ZM83 196V197H82ZM84 196H86V197H84ZM106 196V197H105ZM137 196V197H136ZM146 196V197H145ZM153 196V197H152ZM240 196V197H239ZM107 197H111L110 198V202L109 201H107L108 199H107ZM127 197V198H126ZM158 197V198H157ZM168 197V199H166ZM210 197V198H209ZM225 197V198H224ZM230 197V198H229ZM86 200H88V202H87V205L86 206H84V204L86 203V201H85V199ZM122 198V199H121ZM222 198V199H221ZM73 199H74V201H73ZM84 199V200H83ZM116 199H117V201H116ZM145 199V200H144ZM155 199H156V201H155ZM166 199V200H165ZM244 199V200H243ZM77 202H76V201ZM104 200V201H103ZM112 200V201H111ZM83 201H85V203H82ZM106 201V202H105ZM166 201V202H165ZM171 201V202H170ZM214 201H215V203H214ZM229 201V202H228ZM74 202H75V204H74ZM79 202V203H78ZM105 202V203H104ZM119 202V203H118ZM128 202V203H127ZM144 202V203H143ZM88 203H90V204H88ZM108 203H110V204H108ZM131 203V204H130ZM153 203V204H152ZM82 204V205H81ZM105 204H107V205H105ZM130 204V205H129ZM165 204V205H164ZM228 204V205H227ZM1 205V204H0ZM75 205V206H74ZM125 205H126V207H125ZM172 205V206H171ZM180 205L181 206H183L184 208H183V210H180ZM213 205V206H212ZM219 205V208L221 209V211L219 212V213H216L215 211H216V209H215V207L216 206H218ZM221 205H222V207H221ZM224 205V206H223ZM230 205V206H229ZM89 206V207H88ZM92 206V210L90 209V207ZM103 206V208L104 209H102L101 207ZM106 206V207H105ZM129 208H128V207ZM170 206V207H169ZM83 207H84V209H83ZM123 207H125L124 209H123ZM214 207V208H213ZM226 209H225V208ZM231 207V208H230ZM101 208V209H100ZM106 208V209H105ZM211 208V209H210ZM213 208V209H212ZM247 209V211H246V209ZM77 209V210H76ZM117 209V210H116ZM122 209H123V211H122ZM128 209V210H127ZM148 209V210H147ZM215 209V210H214ZM87 210V211H86ZM102 210H107L105 213H107L108 215L106 216V214L102 211ZM126 210V211H125ZM130 210V211H129ZM211 210V211H210ZM214 210V211H213ZM93 211V212H92ZM133 211V212H132ZM138 211V212H137ZM209 211V212H208ZM213 211V213H211ZM249 211V212H248ZM30 212V211H29ZM28 212V213H29ZM73 212V213H72ZM75 212V213H74ZM87 212H89V213H87ZM101 212H102V214H101ZM125 212V213H124ZM194 212V213H193ZM206 212V213H205ZM222 212H224V213H222ZM228 212V213H227ZM80 213V214H79ZM87 213V214H86ZM93 213V214H92ZM109 213H110V215H109ZM129 213V214H128ZM138 213H140V215L138 214ZM167 213V214H166ZM174 213H175V215H174ZM184 213V214H183ZM190 213H192V214H190ZM199 213H201V214H199ZM221 213V214H220ZM226 213H227V215H226ZM243 213V214H242ZM244 213H246V214H248V215H246V214H244ZM70 214H72V215H70ZM84 214V215H83ZM126 214V215H125ZM165 214V215H164ZM181 214H183V216L181 215ZM199 214V215H198ZM205 214L207 215V217H205ZM212 214V215H211ZM222 214H224L223 216H222ZM75 215V216H74ZM86 215H87V217H86ZM125 215V216H124ZM135 215V216H134ZM179 217H178V216ZM214 215V217L212 218L211 216H213ZM221 215V216H220ZM226 215V216H225ZM69 216H70V218H69ZM110 216V217H109ZM141 216V217H140ZM153 216V217H152ZM0 217H2V218H0V224L1 223H3V222H5L3 225L5 226V228H8L7 230H6V232H7V234H6V236L8 235V237L9 238H11V239H13V240H11L10 239V242L8 243V245L10 246V248H9V250H12V248H14V247H18L17 245H20L19 247H18V251H17V249H16V251H17V257H16V261L18 260L17 258H19V255H20V253H21V250H23L24 249V247H28V245H30L29 244V242L30 241H34L35 240V238H34V236H35V233H33V231H31V228L29 229L28 228V225H27V223H26V219H27V217H26V221L25 222H23V223H18L17 222V220H16V222L17 223H15V219H14V217H12L11 218V220H13V221H11V223H13V224H11L10 223V219L9 218H6L5 219V217H3V215H2V211H1V208H0ZM79 217V218H78ZM83 217V218H82ZM125 217H127L126 219L128 220V221H125L126 219H125ZM139 217H140V219H139ZM150 217V218H149ZM175 217V218H174ZM208 217H211V218H208ZM222 217H224V218H222ZM241 217V218H240ZM243 217V218H242ZM74 218V219H73ZM105 218V219H104ZM119 218V219H118ZM137 218V219H136ZM165 218V219H164ZM170 218V219H169ZM177 218H179V219H177ZM183 218H184V220H186V221H184L183 220ZM244 218H246V221L244 220ZM262 218L264 219V211H263V214H262ZM69 220L68 222L67 221H65V220ZM135 219V220H134ZM143 219V220H142ZM149 219H150V221H149ZM208 219H210V220H208ZM242 219V220H241ZM2 220H4L3 222H2ZM7 220H8V222H7ZM102 220H103V222H102ZM122 220V221H121ZM141 220V221H140ZM154 220V221H153ZM187 220H188V222H187ZM207 220H208V222H207ZM229 220H231V221H229ZM235 220H237V223L235 222ZM241 222V224L239 223V221ZM116 221L119 223H116ZM139 221V222H138ZM164 221H165V223H164ZM176 221H178V222H176ZM181 221H184V222H182V224H181ZM243 221H245L244 222V224H243ZM250 221V222H249ZM72 222V223H71ZM102 222V223H101ZM121 222H122V224H121ZM125 222H127V223H125ZM162 222L164 223V224H162ZM247 222V223H246ZM252 222V223H251ZM70 225H69V224ZM80 223V224H79ZM118 224V226L116 225V224ZM167 223H168V225H167ZM188 223H190V224H188ZM222 223V224H221ZM235 223V224H234ZM239 223V224H238ZM246 223V224H245ZM251 223V224H250ZM82 224H84L83 226H82ZM102 224V225H101ZM106 224V227L107 228H110L109 230H108V232H107V230H106V227L104 226L103 227V225H105ZM108 224V225H107ZM127 226H126V225ZM160 224H161V226H160ZM179 224V225H178ZM184 224V225H183ZM209 224V225H208ZM216 224V225H215ZM249 224V225H248ZM14 225V226H13ZM17 225V227H15ZM33 225V224H32ZM31 225V227H36V226H32ZM116 225V226H115ZM131 225V226H130ZM138 225V226H137ZM152 225V226H151ZM154 225V226H153ZM174 225V226H173ZM213 225V226H212ZM237 225V226H236ZM241 225V226H240ZM242 225H243V227H242ZM248 225V226H247ZM251 225H253V227H251ZM8 226H11L10 228H14V229H12L13 231H12V233L10 234L9 233V227ZM24 227V230H27L28 231V233H26L24 230H23V227ZM71 226V227H70ZM99 226V227H98ZM157 226V227H156ZM167 226H170L169 227V229H168V231L169 232H167ZM180 226V227H179ZM184 228H183V227ZM216 226V227H215ZM221 226V227H220ZM224 226V227H223ZM247 226V227H246ZM70 229H69V228ZM114 227H115V229H114ZM152 227V228H151ZM173 229H172V228ZM176 227H178V228H176ZM215 227V228H214ZM103 228H105V229H103ZM118 228V229H117ZM160 228H162V229H160ZM206 228V229H205ZM246 228V229H245ZM19 229H22V230H19ZM124 231H123V230ZM147 231H146V230ZM157 231H156V230ZM186 229V230H185ZM223 229H225V230H223ZM227 229V230H226ZM231 229V230H230ZM246 231H245V230ZM249 229V230H248ZM79 230L81 231V232H79ZM127 230V231H126ZM153 230V231H152ZM181 230V231H180ZM223 230V231H222ZM229 230V231H228ZM237 230V231H236ZM244 230V231H243ZM103 231V232H104ZM136 231V233H134ZM176 231V232H175ZM179 231H180V234H179ZM202 231V232H203ZM18 232V233H17ZM22 232H24L25 233V235H23L24 233H22ZM65 232V233H64ZM103 232H101V234L103 233ZM128 232H129V234H128ZM156 232H158L159 234H157ZM167 232V233H166ZM171 232V233H170ZM182 232V233H181ZM235 232V233H234ZM9 233V234H8ZM20 233V234H19ZM31 235H30V234ZM64 233V234H63ZM75 233V234H74ZM122 233V234H121ZM134 234V235H132V234ZM147 233H149V234H147ZM173 233H178L179 235H176V234H173ZM220 233V234H219ZM230 233H232V236H231V234ZM26 234L28 235L27 237H26ZM63 234V235H62ZM100 233H98V235H99ZM101 234L99 235V236H101ZM104 235H105V233H103ZM109 234V233H108ZM115 234H116V236H115ZM163 234V235H162ZM171 234V238H169V236L168 235H170ZM236 234L240 237L241 236V239H239V237H238V240H237V236H236ZM10 235H12V236H10ZM65 235V236H64ZM76 235H77V237H76ZM104 235H102V236H104ZM130 235V236H129ZM132 235V236H131ZM172 235H174L173 237H172ZM216 235V236H215ZM235 235V236H234ZM33 236V237H32ZM67 236V237H66ZM71 236V237H70ZM74 236V237H73ZM125 236V237H124ZM127 236V237H126ZM137 236V237H136ZM160 236H163V237H160ZM168 236V237H167ZM244 236V237H243ZM75 237L76 238H78V240H76L75 239ZM130 237V238H129ZM213 237V238H212ZM236 237V238H235ZM262 237H264V232H263V236ZM15 238V239H14ZM34 239V240H31V239ZM68 238V239H67ZM134 238V239H133ZM163 238V239H162ZM203 238V237H202ZM244 238V239H243ZM247 238H248V235H247ZM18 239V240H17ZM65 239H67V240H65ZM70 239H72V240H70ZM122 239H123V241H122ZM167 239V240H166ZM171 239H172V241H171ZM174 239V240H173ZM177 239V240H176ZM199 239V240H198ZM28 240H30V241H28ZM43 240L44 239H42V240H40L41 242H43ZM71 241L72 243L70 244V242H68V241ZM132 240H133V242H132ZM169 240V241H168ZM207 240V241H206ZM232 240V241H231ZM11 241H12V243L13 242H15L14 243V245H10V243H11ZM63 241H67L66 243H64ZM174 244V246L173 247H171L170 245H171V242ZM174 241V242H173ZM236 241H238V242H236ZM243 241H245L244 243H245V245L244 244H242L243 243ZM21 242H23V243H25L24 245L21 243ZM28 242V243H27ZM50 242H52V241H50ZM49 242V243H50ZM122 242H124V243H122ZM129 242V244H127ZM133 243V244H131L130 245V243ZM242 242V243H241ZM11 243V244H12ZM17 243H21V244H17ZM28 245H27V244ZM44 243V242H43ZM43 243H39V244H42L41 246L43 247ZM164 243V244H163ZM239 245H238V244ZM17 244V245H16ZM124 244V245H123ZM129 246V248H127L128 246ZM138 244V245H137ZM7 245V248L9 247ZM55 245H57V246H55ZM123 245V246H122ZM140 245V246H139ZM193 245H194V247H193ZM241 245V246H240ZM23 247V249H22V247ZM52 246H50L49 248L50 249H54ZM125 246H126V251H127V249L129 250V251H125L124 252V250H125ZM135 246V247H134ZM201 246V247H200ZM21 247V248H20ZM60 249H59V248ZM124 247V248H123ZM134 247V249L133 250H135V248L137 249V252H141V254H143L142 256H141V254L139 253H135L134 251H132V248ZM191 247H193V248H191ZM20 248V249H19ZM142 248V250H139V249H141ZM167 248H170V250L169 249H167ZM68 249V248H67ZM200 249H202V250H200ZM8 250V249H7ZM19 250H20V252H19ZM61 250V252L59 253V251ZM143 250H144V253H143ZM145 250H147L148 252H146ZM157 250V251H156ZM172 250V251H171ZM186 250V251H187ZM194 250H196L195 252H193ZM136 251V250H135ZM156 251V252H155ZM167 251H169L168 253H167ZM200 251V252H199ZM145 252H146V254H145ZM155 252V253H154ZM134 253V254H133ZM56 254V255H55ZM59 254V255H58ZM153 254H151L150 255V257L151 256H153V260H155V261H157L156 260V257H158L157 255L156 256H154ZM192 254V255H191ZM193 254H195V255H193ZM198 254V255H197ZM125 255V256H126ZM166 255V256H165ZM58 256V257H57ZM132 257V258H133ZM137 256L136 257H134V258H136L137 260H139V258H138ZM155 257V258H154ZM160 257H158L157 259H160ZM192 257V258H191ZM2 257H0V259H1ZM7 259V257L6 256H3V259ZM184 258H183V260H184ZM189 258V259H188ZM3 259H1L0 260V263H1V261L3 260ZM131 259V258H130ZM136 259H134L135 261V263L136 264H138V261L136 260ZM140 259H142V258H140ZM8 260V259H7ZM7 260H3V261H5V263L4 264H8V262H7ZM58 260V261H57ZM60 260V261H59ZM132 261H129V262H132V264H135L134 262H133V259H131ZM185 260H184V262H185ZM2 261V262H3ZM141 261V260H140ZM139 261V262H140ZM154 261V262H155ZM128 262V261H127ZM2 264V263H1Z\"/></svg>", "mask_w": 264, "mask_h": 264}, {"label": "bare ground", "instance_id": "obj_2", "mask_svg": "<svg viewBox=\"0 0 264 264\" xmlns=\"http://www.w3.org/2000/svg\"><path fill=\"white\" fill-rule=\"evenodd\" d=\"M18 1V0H17ZM21 2H22V5H21V7H20V12H19V14H16V15H18V16H16L15 15V18L16 17H19V16H21V18H23L24 17V13H27V11L29 10V9H31V6H32V4L34 3V1L35 0H20ZM91 0H89V1H87V2H90ZM95 1V0H94ZM93 1V2H94ZM96 4H95V2H94V4L96 5V6H91V4H93V3H91L90 5H87L86 7H85V9H84V12L82 13V14H80L79 16H78V20H77V22L79 21L80 23H81V21H83V23L82 24H85V26L87 27V29L88 30H90L91 32L90 33H93L94 35H95V37L96 38H101L102 40H103V44H110V43H113V42H117L118 44L117 45H119L118 47H117V45L115 44L114 46H112V47H114L113 49H115V46H116V48H117V50H118V52H122L123 54L122 55H124V51H125V53H126V51H127V53H126V55H125V64L126 63H130L131 65H132V59L134 58L133 56H131V53H130V49H132V48H134V47H136V46H139V56L141 55V57H143V55L145 54V53H143V52H146L145 51V46H143V47H141V45H142V43L144 42H146V40L148 41L149 40V37L147 36V34H149L150 33V30H159V36L156 34V36H158V37H161L160 39L161 40H159V38H158V40L157 41H160V43L158 44L157 43V41H156V43L153 41V39H155V38H153L154 36H155V34H151L153 37V39L152 38H150V39H152V42H154V46H158L159 45V47L160 46H162V47H160V50H158V47H157V49H156V47H154V49L153 50H157V51H154V53H153V51H151L152 53L151 54H155V52H156V56H154V57H151L152 55H150V58H152L153 59V61L154 62H156V66H158L159 65V67H161V66H165V71H166V67L167 66H169L170 65V69H171V71H172V66H171V64H174V66L177 64H180V62L181 61H183L184 59V61H186V59H188L189 57L190 58H193L194 56L196 57L197 55H198V53L199 52H208V54L207 55H212V56H215L214 58H218V56H216V54H217V52H218V49H220L219 47H220V45L223 43L224 44V46H226V45H229L228 47H230V44L229 43H234L236 40H238V39H240V34H242V33H244V31L246 30L247 32L249 31V29H250V27H252V30L255 28V26H253V24H254V22H257V23H255L254 25H256L257 24V26H258V23H259V25L261 24V27L262 26H264V25H262L263 23H264V0H168V2L166 3V4H161V0H96ZM89 4V3H88ZM30 11V10H29ZM17 12V11H16ZM0 13H2V11H0ZM24 14L23 16L21 15V14ZM29 13V12H28ZM0 15H3V16H0V30L1 31H4V35H6L7 33H8V31H9V35H10V30L9 29H12L11 28V26L14 24L13 22H14V19L11 21V19H8L7 17L5 18V16L4 15H6V14H0ZM14 15V14H13ZM10 17H11V15H10ZM49 18V17H48ZM19 21L21 20V19H18ZM23 20V19H22ZM21 20V21H22ZM48 20V19H47ZM13 23V24H12ZM17 23V22H16ZM12 24V25H11ZM77 24H79V23H76V25ZM81 24V25H82ZM13 26H15V25H13ZM12 26V27H13ZM44 27V26H43ZM260 27V26H259ZM49 28H50V26H49ZM256 30L258 29V28H255ZM148 30H149V33H148ZM160 30H162V31H160ZM252 30L250 31V32H252ZM256 30H254V31H256ZM262 30H263V28H262ZM33 31V30H32ZM39 31V30H38ZM41 31V30H40ZM50 31V30H49ZM257 31H260V30H257ZM253 32V33H256L257 35H259V34H262V33H258V32ZM45 32V31H44ZM51 32V31H50ZM153 32H155V31H153ZM263 32V31H262ZM31 32H29V34H27V39H25L26 41V44L28 43V44H31V43H35L36 41H38V40H41L43 37L41 36V37H37V38H35V37H33V35H31L30 34ZM39 33V32H38ZM57 33V32H56ZM55 33V34H56ZM160 33H162L161 34V36H160ZM252 33V34H253ZM42 34V33H41ZM50 34V33H49ZM88 34V33H87ZM92 34V35H93ZM251 34V35H252ZM8 35V34H7ZM6 35V36H7ZM58 35H59V33H58ZM61 35H62V33H61ZM89 35H91V34H89ZM242 35H244V34H242ZM255 34H253L252 35V37H254L255 38V36H254ZM257 35H256V37H257ZM263 36H264V33L262 34ZM49 36V35H48ZM57 36V35H56ZM63 36V35H62ZM61 36V37H62ZM147 36V38L145 39V37ZM155 36V37H156ZM250 35H248V37H249ZM261 36V35H260ZM45 37H47V36H45ZM44 37V38H45ZM58 37V36H57ZM56 37V38H57ZM59 37H60V35H59ZM67 37H68V35H67ZM86 37V39L89 37H87V36H85ZM92 37V36H91ZM8 38V37H7ZM6 38V39H7ZM24 38V37H23ZM43 38V39H44ZM71 38V37H70ZM258 38V37H257ZM262 38V37H261ZM260 38V39H261ZM264 38V37H263ZM46 39V38H45ZM45 39H44V42H45ZM91 39V38H90ZM253 39V38H252ZM251 39V40H252ZM2 40V39H1ZM18 40V39H17ZM57 40V39H56ZM69 40V41H68ZM81 40V39H80ZM244 40H246V39H243V41ZM263 40V39H262ZM64 41H68V42H70V39H59V40H57V42L55 41V43L53 42H51L50 40H49V45L48 46H46V47H44L45 48V50H42L41 49V47L42 46H40V47H38V44H37V48H40L41 49V51H40V49H38L39 50V52H36L37 54H33L35 57H32V58H35V61L33 62V64H35V62H36V67H35V69H36V71L34 72V70L33 71H31V72H34V73H37L41 78H42V75L43 74H45L46 72H48V70L50 69V67H52L53 68V70H52V73L50 74V75H54V74H57V73H60V72H63L62 71V69L64 68L65 69V67L67 68L68 66H72V67H74L73 65H74V63L73 62H70V60H68L67 62H64V61H66V59L64 60V61H62V64H61V60L60 61H58L59 60V58H58V55H56V53L57 52H59L58 50H59V48L65 43ZM85 41V40H84ZM83 41V42H84ZM92 41H93V39H92ZM96 41V40H95ZM95 41H93V48H94V45H95V48H96V51H97V46H100V45H97L96 44V42ZM239 41V40H238ZM242 41V40H241ZM257 41V40H256ZM255 41V42H256ZM2 42V41H1ZM9 42V41H8ZM51 42V43H50ZM82 42V41H81ZM88 42V41H87ZM91 42V41H90ZM245 42V41H244ZM247 42V41H246ZM245 42V43H246ZM258 42V41H257ZM260 42H261V40H260ZM7 43V42H6ZM36 43H39V44H41V43H43V40H41V42L40 41H38V42H36ZM92 43V42H91ZM91 43H89L90 45H91ZM95 43V44H94ZM97 43H98V41H97ZM144 43H143V45H144ZM252 43V42H251ZM3 44H5V43H3ZM25 44V45H26ZM99 44V43H98ZM147 45L149 44V41L146 43ZM150 44H152L151 42H150ZM149 44V45H150ZM156 44H158V45H156ZM222 44V45H223ZM253 44V43H252ZM255 44H257L256 46H254V47H249V46H251V44L249 45V46H247L248 47V50H247V52L245 53V54H243L244 56V58H245V56H247V58L249 57V62H251L252 64H250L249 62V64H250V67H249V65H248V68H247V66H246V68L250 71V69H251V73H253V74H251L252 76H255L256 74L255 73H257V72H259V75H261L262 77L264 76L263 74H264V44H262V42H261V44H262V46L260 47V44L259 43H255ZM259 44V45H258ZM8 45V44H7ZM23 45V44H22ZM33 45V44H32ZM35 45V44H34ZM47 45V44H46ZM148 45V46H149ZM247 45V44H246ZM3 46V45H2ZM10 46V45H9ZM14 46V45H13ZM16 46V45H15ZM27 46H30V45H27ZM36 46V45H35ZM102 46V45H101ZM110 46V45H109ZM153 46V45H152ZM245 46V45H244ZM259 46V47H258ZM4 47H6V46H4ZM111 47V46H110ZM227 47V46H226ZM226 47H225V50H226ZM227 47V48H228ZM233 46H231V48H232ZM8 48V47H7ZM13 48V47H12ZM18 48V47H17ZM20 48V47H19ZM36 48V49H37ZM94 48V49H95ZM99 49H100V51H101V48L100 47H98ZM103 48V47H102ZM148 48V50L150 51V49H151V46H149V47H147ZM237 48V47H236ZM241 48V47H240ZM245 48V47H244ZM4 49V48H3ZM6 49V48H5ZM10 49H11V46H10ZM14 49V48H13ZM12 49V50H13ZM16 49V48H15ZM33 49V48H32ZM90 49V48H89ZM221 49H223L222 47H221ZM238 49V48H237ZM79 50V49H78ZM129 50V51H128ZM224 50V49H223ZM233 51L235 50V49H232ZM8 51V50H7ZM37 51V50H36ZM94 51V50H93ZM237 51V50H236ZM242 51V50H241ZM240 51V52H241ZM9 52V51H8ZM7 52V53H8ZM11 52V51H10ZM26 52V51H25ZM28 52V51H27ZM64 52V51H63ZM78 52V51H77ZM129 52V53H128ZM221 52V51H220ZM226 52V51H225ZM78 53H80V51L78 52ZM81 53H83L82 51H81ZM80 53V54H81ZM85 53V52H84ZM83 53V54H84ZM95 53V52H94ZM146 53H148V51L146 52ZM222 53V52H221ZM13 54V53H12ZM75 54V53H74ZM77 54V53H76ZM92 54V53H91ZM143 54V55H142ZM225 55H229V53L228 52H226V53H224ZM232 54V53H231ZM1 55V54H0ZM6 55V54H5ZM17 55V54H16ZM32 55V54H31ZM32 55V56H33ZM79 55V54H78ZM146 55V54H145ZM3 56V55H2ZM6 56H9V55H6ZM30 56V55H29ZM57 56V57H56ZM64 56V55H63ZM71 56V55H70ZM81 56H82V54H81ZM96 55H93V57H92V55L90 56V58L88 59V60H90L91 61V59H92V61H93V59H94V57H95ZM98 56V55H97ZM219 56H220V54H219ZM232 56V55H231ZM5 57V56H4ZM67 57V56H66ZM76 57H77V55H76ZM87 57V56H86ZM85 57V58H86ZM100 57V56H99ZM201 57V56H200ZM221 57H223L222 56V54H221ZM227 57V56H226ZM7 58V57H6ZM10 58V57H9ZM12 58V57H11ZM30 58H31V56H30ZM56 58H58L57 60H56ZM72 58V57H71ZM70 58V59H71ZM82 58H84V57H82ZM82 58H80V56H79V60L80 59H82ZM85 58H84V60H85ZM144 58V57H143ZM142 58V59H143ZM189 58V59H190ZM197 58V57H196ZM212 58V57H211ZM213 58V59H214ZM229 58V57H228ZM13 59V58H12ZM75 59L77 60L78 58H72V61L74 60L75 61ZM147 59V58H146ZM146 59H144L143 60V62L144 61H147ZM195 59V58H194ZM222 59V58H221ZM234 59V58H233ZM236 59H238V58H236ZM242 59V58H241ZM25 60V59H24ZM79 60H78V62H79ZM103 60V59H102ZM204 60V59H203ZM212 60V59H211ZM217 60V59H216ZM215 60V61H216ZM232 60V59H231ZM231 60H229L228 59V61L227 62H229V61H231ZM245 59H243V61H244ZM13 60H11V62H12ZM86 61V60H85ZM92 61H91V63H92ZM149 62L151 61V59H149L148 60ZM150 62V64H154V62ZM192 61V60H191ZM213 61V62H212ZM212 61H210L209 60V63H200L199 65H196L197 66V68H198V66H206V65H208V68H209V66H210V68H209V72H213V74H214V72H216L217 73V75L219 76V78L218 77H216L215 79L217 80H214V79H212V78H214L215 76V74L212 76V78H210L211 77V75H210V79H212V80H210L211 82H214V81H216L217 83H215L214 84V86H213V83H212V85L210 86V87H212V90H214V88H219L218 87V84H219V82H221V80H223V78L226 76V75H228L229 74V76L228 77H230V73H231V75H232V73L233 72H230V70L228 69V67L231 69V67H232V64L233 63H235V62H231V63H229V64H226V62H223V64H220L219 63V65L217 66V62L218 61H214V60H212ZM222 61H223V59H222ZM232 61H234V60H232ZM30 62V61H29ZM28 62V63H29ZM64 62V63H63ZM76 62V61H75ZM78 62H76V65H77V63ZM81 62V61H80ZM187 62V61H186ZM185 62V63H186ZM194 62V61H193ZM196 62V61H195ZM198 62V61H197ZM220 62V61H219ZM246 62V61H245ZM32 62H30V64H31ZM83 63H84V61H83ZM82 63V64H83ZM86 63V62H85ZM90 63V64H91ZM93 63L95 64V62L93 61ZM98 63V62H97ZM139 63V62H138ZM144 63H146V62H144ZM190 63V62H189ZM188 63V64H189ZM222 63V62H221ZM32 64V67L34 66ZM79 64V63H78ZM88 64H89V61H88ZM100 64V63H99ZM98 64V65H99ZM104 64V63H103ZM192 64V63H191ZM194 64V63H193ZM246 64H247V62H246ZM18 65V64H17ZM93 65V64H92ZM97 65V66H98ZM127 65V64H126ZM131 65H129V69H130V66ZM135 65H137V64H135ZM135 65H134V67H135ZM145 65H147V63L145 64ZM149 65V64H148ZM244 66H245V64H243ZM87 66V65H86ZM139 66V65H138ZM181 66H182V64H181ZM189 66V65H188ZM194 66V65H193ZM217 66V67H216ZM257 66H259L260 68L259 69H257L256 67ZM76 67V66H75ZM80 67V66H79ZM100 67H101V65H100ZM102 67H103V65H102ZM131 67H133V65L131 66ZM133 67V68H134ZM177 67V66H176ZM185 67H187V64L185 65ZM203 67H201V69L203 68ZM233 67H234V65H233ZM257 69H255V68ZM51 68V69H52ZM191 68V67H190ZM193 68V67H192ZM244 68V67H243ZM243 68H242V70H243ZM246 68H244V70L246 69ZM20 69V68H19ZM30 69V68H29ZM68 69V68H67ZM80 69V68H79ZM82 69H83V67H82ZM85 69H86V67H85ZM84 69V70H85ZM98 69V68H97ZM182 69V68H181ZM184 69V68H183ZM186 69V68H185ZM199 69V68H198ZM228 69V70H227ZM234 70H235V67L233 68ZM237 69V68H236ZM240 69H241V67H240ZM252 69H254L255 70V73H254V70L252 71ZM70 70V69H69ZM68 70V71H69ZM81 70V69H80ZM100 69H98V70H93V72H96V71H99ZM169 70V69H168ZM178 70H180V69H178ZM189 69H187L186 71H188ZM205 70V69H204ZM233 70V71H234ZM68 71L66 72V74L68 73ZM83 71V70H82ZM86 71V70H85ZM101 71V70H100ZM170 71V72H171ZM185 71V70H184ZM236 71V70H235ZM240 71V70H239ZM247 70H245L244 72L245 73H247L246 72ZM249 71H248V75H249V77L251 76L250 74H249ZM81 72V71H80ZM170 72H168V73H170ZM198 72V71H197ZM196 72V73H197ZM204 72V71H203ZM28 73V72H27ZM49 73H50V71H49ZM71 73V72H70ZM74 73V72H73ZM99 74L101 73V72H98ZM172 73H174V68H173V72ZM184 73H186V72H184ZM184 73H182V70H181V74L180 73H176V75H178V74H180V75H178V76H181L182 74H184ZM191 73V72H190ZM194 73V72H193ZM238 73V72H237ZM236 73V74H237ZM263 73V74H262ZM66 74L65 75H63V78L61 79V77H62V74H61V77L59 76L60 74H57L56 76L54 75H52L53 76V78H57V76H59V79H60V81L58 80V79H56L57 81H59V82H61V80H62V83H59L58 85L61 87V88H56L55 89V91H63V90H66V89H68L69 87H68V85H67V81H69L70 79L68 78L69 76H70V74H67L68 76H66ZM83 74V73H82ZM95 74V73H94ZM171 74V73H170ZM235 74V72L233 73V75H236ZM243 74V73H242ZM258 74V73H257ZM83 75H85V74H83ZM176 75L174 74V76L176 77ZM191 75V74H190ZM197 75H199V73H197ZM238 75V74H237ZM236 75V76H237ZM245 75V74H244ZM248 75H247V78H246V80H248ZM33 76H34V74H33ZM38 76V77H39ZM64 76H66V79H67V81L64 79ZM72 76V75H71ZM91 77H93V75H92V73H91V75H90ZM170 76V78H172L173 76L172 75H169ZM168 75H166V74H164V75H158V73H152V75H150V76H148V78L147 79H145V80H143L142 82H144V81H146L145 83H147L146 84V87L145 88H147L148 86L147 85H149L150 87H152L153 89V91L155 92V93H159V96L161 95V98H160V101H162V99L164 100V102H160V103H162L161 104V106H165V108L167 109H170L171 108V106H174V109H172L173 111H176L175 112V118H178V120H176L175 118H174V120H175V122H177V124L176 125H179V127H180V125L183 127L182 129V134L184 133V135L183 136H188V135H192V136H198V137H200L201 139H202V141H204L205 142V140H203L204 138H202V136L204 135L205 136V138H207L208 137V135H210L211 136V134H209V132H206L207 130H208V128H206V126H209V122L211 123L212 122V120L213 119H210L209 118V122H208V124H206V119H207V113L204 111V109L205 108H207V105H210V107H211V109L213 108L214 109V112L212 111L211 113H214L216 116H214L213 114V116H214V119L216 118V117H219L220 118V116L222 117V115H223V110H221L222 109V107H223V105H222V101L226 98H222V96H223V93H222V91H221V89H220V93H217V90H216V92L214 91V94L211 96V94H212V92H211V94H210V92H209V88L210 87H208L209 86V84H208V86L206 85V87H207V89H209L208 90V92H209V94L208 95H205V94H201V95H199V96H201L200 98H198L197 99V97H199V96H197L196 97V95H193V96H188L187 98H185V95L187 96V95H189L187 92H185V90H184V92L186 93L185 95H183L184 96V103L183 104H181L180 105V101H178L177 102V100H175L174 98L175 97H177V95L175 96V97H173L172 95V97L169 95V94H171V93H169V94H167V91H168V87H167V85H164L163 83H164V81L165 80H167V84H168V80H170L171 81V79L169 78L168 79V77H169ZM172 76V77H171ZM177 76V77H178ZM187 76V75H186ZM207 76H209V73L208 74H206V76L205 77H207ZM242 76V75H241ZM241 76H240V78H241ZM246 76V75H245ZM257 76V75H256ZM44 77V76H43ZM48 77V76H47ZM50 77V76H49ZM72 77H74V76H72ZM72 77H70V78H72ZM90 77V79L88 80L89 82H87V84H92L94 81H95V79L97 78L98 79V77H96L95 79H94V81L93 80H91L92 78ZM101 77V76H100ZM100 77H99V79H100ZM105 77V76H104ZM108 77H109V75H108ZM174 77V78H175ZM188 77V76H187ZM186 77V78H187ZM190 77V76H189ZM204 77V78H205ZM235 77V76H234ZM17 78V77H16ZM21 78V77H20ZM20 78H18V79H20ZM27 78V77H26ZM35 78V77H34ZM37 78V77H36ZM35 78V79H36ZM81 78V77H80ZM94 78V77H93ZM178 78H181V77H178ZM185 78V79H186ZM196 78V77H195ZM218 78V79H217ZM239 78V79H240ZM257 78V77H256ZM260 78V77H259ZM34 79V80H35ZM38 79H40V78H38ZM105 79V78H104ZM176 79V78H175ZM190 79V78H189ZM188 79V80H189ZM237 79V78H236ZM242 79H244V77L242 78ZM241 79V80H242ZM258 79V78H257ZM28 80H30V79H28ZM53 80V79H52ZM63 80H65L64 81V83H63ZM86 80V79H85ZM181 81H182V79H180ZM179 79H178V81H180ZM214 80V81H213ZM232 80V79H231ZM230 79L228 80V81H231ZM235 80V79H234ZM42 81V80H41ZM54 81V80H53ZM72 81H73V78H72V80H70V82L72 83ZM97 81V80H96ZM100 81V80H99ZM186 81H187V79H186ZM191 81V80H190ZM190 81H188L189 83H190ZM203 81V80H202ZM208 81V79L206 78V83L204 82V84H207V83H209V82H207ZM228 81H227V83H228ZM243 81V80H242ZM241 81V85L239 86V84L237 83V84H234V85H238L237 87L238 88H240L241 86H243V83H245V80L242 82ZM249 81H251V80H249ZM257 81V80H256ZM260 81V80H259ZM9 82V81H8ZM102 82V81H101ZM141 82V81H140ZM174 82V81H173ZM187 82V85L189 84ZM210 82V83H211ZM233 82V81H232ZM252 82V81H251ZM3 83V82H2ZM28 83V82H27ZM33 83H36V82H33ZM42 83V82H41ZM45 83H47L46 81H45ZM45 83H44V88L42 87V89L43 90H45V88H48V87H45V86H48L47 84L45 85ZM57 83V82H56ZM71 83H69L70 85H71ZM83 84H84V82H82ZM226 82L224 83H222L223 85L225 84V86H227L228 87V89H233V85H231L230 87L228 86V84H227ZM21 84V83H20ZM29 84V83H28ZM28 84H26V86L28 85ZM37 84H38V82H37ZM36 84V85H37ZM43 84V83H42ZM41 84V85H42ZM53 84H54V82H53ZM79 84H80V80H79ZM79 84H78V86H79ZM96 84V83H95ZM172 83H170V85H171ZM175 84V83H174ZM173 84V85H174ZM180 84H181V82H180ZM183 84V83H182ZM198 84H199V82H198ZM30 85H31V83H30ZM41 85H39V86H41ZM69 85V86H70ZM81 85V84H80ZM92 85H94V83L92 84ZM178 85H179V83H178ZM185 85V84H184ZM220 85V84H219ZM223 85L221 86V87H223ZM250 85V84H249ZM260 85V84H259ZM84 86V85H83ZM197 86V85H196ZM205 86V85H204ZM233 86V87H232ZM245 86V85H244ZM12 87V86H11ZM20 87V86H19ZM23 87V86H22ZM31 87V86H30ZM52 87V86H51ZM50 87V88H51ZM72 87H74L75 88V86H74V84H73V86ZM77 87V86H76ZM81 87H82V85H81ZM174 87V86H173ZM184 88H185V86H183ZM232 87V88H231ZM257 87V89H258V86H256ZM262 87V86H261ZM25 88V87H24ZM33 88V87H32ZM35 88H36V86H35ZM40 88V87H39ZM52 88H54V87H52ZM93 88V87H92ZM183 88V89H184ZM193 88V87H192ZM241 88H245V87H241ZM241 88H240V90H241ZM41 89V90H42ZM70 89H71V86H70ZM70 89H69V91H70ZM97 89V88H96ZM206 89V88H205ZM205 89H203V90H205ZM207 89H206V92H207ZM226 89V88H225ZM5 90V89H4ZM28 90V89H27ZM36 90V89H35ZM40 90V91H41ZM48 90V89H47ZM73 90V89H72ZM174 90V89H173ZM191 90V89H190ZM197 90V89H196ZM227 90V89H226ZM235 90V89H234ZM239 90V89H238ZM249 90V89H248ZM251 90V89H250ZM252 90H254V92H255V89H252ZM252 90H251V92H252ZM7 91V90H6ZM85 91V90H84ZM96 91V90H95ZM169 91H170V89H169ZM168 91V92H169ZM177 91V90H176ZM182 91V90H181ZM187 91V90H186ZM189 91V90H188ZM193 91H194V89H193ZM200 91V90H199ZM198 91V92H199ZM224 91V90H223ZM228 91V93H229V90H227ZM233 91V90H232ZM241 91H244V93H241ZM240 92H238V93H241V94H236V93H234L235 95L233 96V97H235L236 95H239L240 97L242 96L243 98H245L246 96H255V94H253V95H250L251 93H250V91H248L247 93H246V91H245V89L244 90H241ZM258 91H259V89H258ZM36 92H38V91H36ZM67 92V91H66ZM65 91L62 93V92H59V93H56L55 95H53V96H51V94H48V93H50V92H47V95H50L48 98H46L45 100H43V101H41L42 102V104H40V106L38 105V106H36V108H33L32 109V111H30L29 112V109H28V112H26V111H23V112H20L18 115H17V113H16V118L15 119H13L14 121H15V124H14V128H13V130H14V134H13V136H11L12 138L11 139H9L8 141H6V142H4L5 140H6V137L5 136H7L5 133H7V129H10V131L12 130L11 128H7L8 126H7V124H9V122H10V120L8 121V118H7V120H5V118H4V116H3V114L2 113H0V152H1V149H4V148H2V145H5L7 142L9 143L8 144V146H6L8 149H7V151H5L6 153H4L5 154V156H4V160H3V167L2 168H4V170H5V172H4V174H2L1 176H0V179H2V178H4L3 179V181H1V189H2V191H1V189H0V191L2 192V195H0V208H1V211H2V215H3V217H5V219L6 218H9L10 219V223H11V221H13L14 219H15V223H23V222H25L26 220V223H27V225H28V228L30 229L31 228V231H33V233H35V236H34V238H35V240L34 239H31V240H34L33 242L32 241H30V240H28V241H30L29 242V244L30 245H28L27 243V245H28V247L26 246V247H24V249H23V247H22V249L23 250H21V253H20V255H19V258H17L18 260L16 261V257L18 256L17 255V251H18V247L20 246V245H17V244H25V243H23V242H21V243H17L16 245L18 246V247H14V248H12V250H9V248H10V246L8 245V243L10 242V239L11 238H9L8 237V235L6 236V234H7V232H6V230L8 229V228H5V226L3 225L5 222H3L4 220H2V222L3 223H1L0 224V257H2L1 259H3V256H6L7 257V259H3V260H7V262H8V264H53V262L55 263L56 261H53L54 259L53 258H56V256H53L54 255V253L57 251H53V250H55L56 248H54L53 246H54V244L55 243H57V241L58 242H60V243H62L61 241H59V240H62L63 238V236L61 237V239H59L60 237H59V234L58 233H60L61 234V232H60V230L62 229V227H63V218H66V216L67 215H69L68 213H69V211H70V208H71V206H73L72 204H73V202H72V198H74V197H71V193H70V191H71V189H72V187H73V180L71 179V177L73 176V174H74V167H73V164H72V162H73V159L75 158V154L77 153L76 151H78L77 149H78V147H80V145H83V144H85L86 143V141H87V139H88V137H89V132L87 133V127H89V125H92V124H89V125H86L85 126V124L87 123L86 121V123L84 124V123H82V121H81V123L82 124H84V125H79V123H77V124H71V122L69 123V121L70 120H68V122L67 123H65V125H61V123L59 124V125H61V127L63 128L62 130H61V128H60V132H58V127H57V132L58 133H53L52 134V137L50 138L51 139V143L50 142H48V143H50V149H49V153L51 154V153H53L54 151H56L57 150V152L55 153L56 154V156H58L55 160H54V162H53V164L51 165V167L49 166H47L48 164H47V160H46V164L47 165H45V167L47 168H51V171H48V174H47V171H46V173L45 172H43V170L42 171H40L41 172V176H40V179L39 180H37V181H29L28 180V182L26 183L25 181H23V180H21V177H22V175L20 174V170L22 169L21 168V166H22V162H24L23 161V157H24V152H25V150L24 149H26L25 147H27L28 145H30V142L33 140V139H35V138H37L38 136H37V134L38 133H44L45 132V125L46 124H49V122H50V117H51V115H50V113L52 112V110H53V107L55 106V104H56V102H54V101H57V99H61V98H63L64 97V93H65V96L66 95H68L67 93H66ZM197 92V91H196ZM205 92V93H206ZM219 92V91H218ZM24 93V92H23ZM52 93H53V91H52ZM146 93V92H145ZM190 93V92H189ZM204 93V92H203ZM221 93H222V96H221ZM225 93H227L226 91H225ZM224 93V94H225ZM233 93V92H232ZM40 94V93H39ZM46 94V93H45ZM70 94V93H69ZM173 94V93H172ZM264 94V93H263ZM19 95V94H18ZM31 95V94H30ZM121 95V94H120ZM149 95H151V94H149ZM155 95V94H154ZM153 95V96H154ZM168 95L170 96L169 98H171V101L172 100H174V102H171V101H169V98H168ZM192 95V94H191ZM258 95V94H257ZM40 96V95H39ZM42 96V95H41ZM63 96V97H62ZM124 96V95H123ZM158 96V97H159ZM180 96V95H179ZM23 97V96H22ZM47 97V96H46ZM157 97V96H156ZM229 97H230V95H229ZM238 97V96H237ZM237 97H235L234 98V100L237 98ZM9 98V97H8ZM91 98V97H90ZM93 98V97H92ZM96 98V97H95ZM114 98V97H113ZM112 98V99H113ZM148 98V97H147ZM146 98V99H147ZM155 98V97H154ZM177 98H179V97H177ZM183 98V97H182ZM228 98V97H227ZM226 98V99H227ZM242 98V99H243ZM246 98H248V97H246ZM245 98V99H246ZM111 99V100H112ZM122 99V98H121ZM157 99V98H156ZM155 99V100H156ZM159 99V98H158ZM157 99V100H158ZM231 99H232V97H231ZM238 99H239V97H238ZM242 99H241V101H242ZM251 99V98H250ZM260 99H261V97H260ZM10 100V99H9ZM86 100V99H85ZM180 100V99H179ZM229 100H230V98H229ZM244 100V99H243ZM258 100V99H257ZM3 101H5V100H3ZM87 101V100H86ZM90 101H91V99H90ZM144 101V100H143ZM142 101V102H143ZM149 101V100H148ZM225 101V100H224ZM228 100H226V102H227ZM236 101V100H235ZM238 101H240V99L238 100ZM237 101V102H238ZM20 102V101H19ZM39 102V101H38ZM145 102H147V101H145ZM145 102H144V104H145ZM151 102V101H150ZM154 102V101H153ZM152 102V103H153ZM158 102V101H157ZM156 102V103H157ZM158 102V103H159ZM222 102V103H221ZM236 102V103H237ZM249 102H250V100H249ZM260 102V101H259ZM6 103V102H5ZM14 103V102H13ZM22 103V102H21ZM20 103V104H21ZM149 103V102H148ZM152 103H150V105L152 104ZM163 103H165V104H163ZM182 103V102H181ZM241 103V102H240ZM242 103H243V101H242ZM246 103V102H245ZM252 103V102H251ZM4 104V103H3ZM7 105H9L8 103H6ZM17 105H18V103H16ZM19 104V105H20ZM25 104V103H24ZM90 104V103H89ZM138 104V103H137ZM226 104H228L229 105V103H226ZM237 104H239V102L237 103ZM5 105V104H4ZM4 105H3V109L5 110V108H4ZM7 105H5V106H7ZM91 105V104H90ZM147 105V104H146ZM149 105V104H148ZM149 105V106H150ZM180 105V106H179ZM224 105H225V103H224ZM241 105V104H240ZM249 105H251V104H249ZM1 106H2V104H1ZM21 106V105H20ZM23 106V105H22ZM148 106V107H149ZM153 106V105H152ZM155 106V105H154ZM160 106V107H161ZM179 106V107H178ZM11 107H13V106H11ZM35 107V106H34ZM144 107H145V105H144ZM156 107V106H155ZM187 108V109H189L190 111H191V113L189 112L188 113V115H189V117H190V114H193V116H192V120H190V124H187V123H184V124H181L182 122H183V120H182V118H181V116H182V114L180 113V111L181 110H183L182 108ZM225 107H227L226 105H225ZM225 107H223V109L225 108ZM241 107H243L242 105H241ZM258 107V106H257ZM2 108V107H1ZM6 108H8V106L6 107ZM17 108H19V106L17 107ZM16 108V109H17ZM22 108V107H21ZM119 108H120V106H119ZM153 108V107H152ZM152 108H151V110H152ZM158 107H156V109L155 110H157L158 111V109H157ZM239 108L240 107H238V111H239ZM2 109V110H3ZM13 109V108H12ZM15 109V108H14ZM13 109V110H14ZM20 109V108H19ZM19 109H18V111H19ZM24 109V108H23ZM79 109V108H78ZM147 109V108H146ZM146 109L144 110V111H146ZM150 109V108H149ZM148 109V110H149ZM161 109V108H160ZM160 109H159V111L158 112H160ZM164 109V108H163ZM165 109V110H166ZM226 109V108H225ZM242 111L244 110L243 108H240ZM246 109V108H245ZM1 109H0V111H2ZM12 110V111H13ZM90 110V109H89ZM146 111V113H152V114H154V110H150V112L149 111ZM186 110V109H185ZM220 110H221V112L222 113H220ZM250 110V109H249ZM249 110H248V113H249ZM7 111V110H6ZM17 111V112H18ZM22 111V110H21ZM122 111V110H121ZM144 111L142 112V113H144ZM188 111V110H187ZM219 112L220 114H222V115H219V116H217V114H219V113H216V112ZM228 111V110H227ZM238 111H236V112H238ZM242 111H240L241 113H242ZM9 112H11V110H9ZM8 112V113H9ZM63 112V111H62ZM76 112V111H75ZM80 112V111H79ZM87 112V111H86ZM225 112V111H224ZM231 112V111H230ZM235 112V113H236ZM244 112H246V110H244L243 111V113ZM260 112V111H259ZM72 113V112H71ZM99 113V112H98ZM109 113V112H108ZM119 113V112H118ZM211 113H209V115H211ZM226 113H229V112H226ZM247 113V114H248ZM258 113V112H257ZM5 114H7V113H5ZM68 114V113H67ZM75 114V113H74ZM80 114V113H79ZM156 114V113H155ZM206 114V115H205ZM250 114H251V112H250ZM250 114H248V115H250ZM253 114V113H252ZM262 114H263V112H262ZM261 114V115H262ZM56 115V114H55ZM76 115V114H75ZM88 115V114H87ZM87 115H86V117H87ZM99 115H101V114H99ZM128 115H130V114H128ZM127 115V116H128ZM187 115V114H186ZM226 115V117L228 116L229 117V119H232L233 118V116L234 115H236V114H234L232 117H230L228 114H225ZM225 115H223V116H225ZM244 115H245V113H244ZM257 115H259V113L257 114ZM14 116H15V114L13 115V118H14ZM57 116V115H56ZM60 116H62V115H60ZM64 116V115H63ZM104 116V115H103ZM109 116V115H108ZM131 116H132V113H131ZM131 116H128V117H130L131 118ZM176 116H179V117H176ZM239 116V115H238ZM241 116H243V114L241 115ZM254 116H256L255 114L253 115V117ZM65 117V116H64ZM66 117H68V116H66ZM71 117V116H70ZM73 117V116H72ZM85 117V118H86ZM127 117V118H128ZM228 117H227V119H228ZM10 118H12V117H10ZM56 118V117H55ZM74 118V117H73ZM77 119H78V117H76ZM75 118V119H76ZM88 118H89V116H88ZM223 118V117H222ZM221 118V119H222ZM236 118V117H235ZM54 119V118H53ZM82 119H83V117H82ZM93 119V118H92ZM113 119V118H112ZM189 119V118H188ZM218 119V118H217ZM226 119V118H225ZM246 119V118H245ZM255 117H254V119H252V120H254L255 121ZM61 120V119H60ZM59 120V121H60ZM74 120V119H73ZM79 120V119H78ZM77 120V121H78ZM114 120H116V119H114ZM128 120H129V118H128ZM208 120V119H207ZM216 120V119H215ZM234 120V119H233ZM247 120H249L248 118L246 119V122H247ZM252 120L250 119V121H251V124H252ZM6 121H8V123L6 122ZM75 121V120H74ZM80 121V120H79ZM78 121V122H79ZM95 121V120H94ZM98 121V120H97ZM110 121V120H109ZM130 121V120H129ZM128 121V122H129ZM194 121V122H193ZM214 121V120H213ZM222 121H223V119H222ZM226 121V120H225ZM231 121V120H230ZM237 121V120H236ZM241 121V120H240ZM250 121H249V124L247 123V125L246 126H248V125H250ZM52 122H54V121H52ZM76 122V121H75ZM104 122V121H103ZM191 122H193V123H191ZM232 122V121H231ZM244 122V121H243ZM12 123V122H11ZM57 123V122H56ZM63 124H64V122H62ZM72 123H74V122H72ZM91 123H93L92 121H91ZM135 123V122H134ZM137 123H138V121H137ZM230 123V122H229ZM233 123V122H232ZM239 122H237V124H238ZM13 124V123H12ZM12 124H10V125H12ZM101 124H102V119H101ZM105 124V123H104ZM132 123H130V125H131ZM174 124V123H173ZM215 124V123H214ZM223 125H224V123H222ZM243 124V126H245V122L244 123H242ZM256 124H258V123H256ZM260 124H262V123H260ZM56 125V124H55ZM58 125V124H57ZM93 125H95V124H93ZM98 125V124H97ZM135 125H136V123H135ZM222 125V126H223ZM215 126V125H214ZM242 126V127H243ZM245 126V127H246ZM262 126V125H261ZM264 126V125H263ZM262 126V127H263ZM60 127V126H59ZM134 127V126H133ZM136 127V126H135ZM174 127V126H173ZM178 127V126H177ZM210 127H211V124H210ZM225 127V126H224ZM224 127H223V129H224ZM234 127V126H233ZM240 127V126H239ZM249 127V126H248ZM255 127V124H254V126H253V128ZM259 127V126H258ZM7 128V129H6ZM176 128V127H175ZM205 128L207 129L206 131H205ZM228 128V127H227ZM226 128V129H227ZM236 128H238V126L236 127ZM250 128H252V125L248 128V129H250ZM257 128V127H256ZM50 129V128H49ZM213 129V128H212ZM219 129V128H218ZM226 129H224V130H226ZM263 129V128H262ZM90 130V129H89ZM125 130V129H124ZM233 129H231V132H233L232 131ZM235 130V129H234ZM238 130V129H237ZM10 131H9V133H10ZM52 131H53V129H52ZM242 131V130H241ZM240 131V132H241ZM248 131V133H250L251 131H253V130H251L250 132H249V130H247ZM256 131H257V129H256ZM260 131H261V128H260ZM259 131V132H260ZM13 132V131H12ZM121 132V131H120ZM178 132V131H177ZM210 132H211V129H210ZM216 132V131H215ZM229 132H230V129H229ZM230 132V133H231ZM255 132V130L253 131V133ZM91 131H90V135H91ZM208 135H207V134ZM217 133H219V131L217 132ZM242 133V132H241ZM240 133V136L244 133H242L241 134ZM252 133V132H251ZM251 133H250V137L249 136H247V139L246 140H248V142H249V145H248V143H247V145H248V147L249 146H254V145H250V143H251V141H249V139H248V137L251 139V140H253V138H252V136H251ZM255 133H257V132H255ZM263 133H264V131H263ZM45 134V133H44ZM50 134V133H49ZM224 134V133H223ZM227 134H228V131H227ZM233 134H235V131H234V133ZM10 135V134H9ZM126 135V134H125ZM214 135H216V134H213V136ZM235 135H238V132L235 134ZM246 135H248V134H246ZM253 135V134H252ZM264 135V134H263ZM37 136V137H36ZM185 136V138H188V137H186ZM196 136V139L198 138ZM203 136V137H204ZM239 136V137H240ZM244 136V135H243ZM242 136V137H243ZM254 136H255V134H254ZM261 136V135H260ZM259 136V134H258V137H260ZM10 136H8V138H9ZM41 137V136H40ZM45 137V136H44ZM95 137V136H94ZM176 137H177V135H176ZM224 137V136H223ZM230 137H233V135L232 136H230ZM237 137V136H236ZM256 138V140L257 139H259V138ZM179 138V137H178ZM190 138H191V136H190ZM189 138V139H190ZM235 138V137H234ZM241 138V137H240ZM49 139V138H48ZM193 138H191V140H192ZM199 139V138H198ZM200 139V140H201ZM221 139H222V137H221ZM229 139H231V138H229ZM228 139V140H229ZM237 139V138H236ZM242 139V138H241ZM262 139L264 140V137L262 136ZM89 140H90V138H89ZM199 140V141H200ZM209 140V139H208ZM224 140V139H223ZM245 140V139H244ZM47 141V140H46ZM49 141V140H48ZM91 141V140H90ZM97 141V140H96ZM96 141L94 142V143H96ZM188 141V140H187ZM199 141L197 140V145H198V143H199ZM201 141V142H202ZM234 141V140H233ZM241 141V140H240ZM254 141V140H253ZM259 142H260V144L258 143V146H257V148L261 145V146H263L264 144H262L261 143V141L262 140H258ZM36 142V141H35ZM193 142H194V140H193ZM214 142V141H213ZM212 142V143H213ZM242 142V141H241ZM247 142V141H246ZM256 141H254L253 143H251V144H257V143H255ZM264 142V141H263ZM3 143H5V144H3ZM87 143H88V141H87ZM209 143H210V140H209ZM209 143H208V141H207V144L208 145H205V144H203V145H205V146H208V148H209ZM217 142L215 141V144H216ZM90 144H91V142H90ZM89 144V145H90ZM98 144V143H97ZM192 144V143H191ZM195 144V143H194ZM201 144V143H200ZM226 144V143H225ZM7 145V144H6ZM240 145H242V143L240 144ZM244 145V144H243ZM243 145H242V147H243ZM33 146V145H32ZM87 146V145H86ZM96 146V145H95ZM211 146V145H210ZM237 147H239L238 145H236ZM5 147V148H6ZM30 147V146H29ZM85 147V146H84ZM97 147V146H96ZM212 147V146H211ZM216 147V146H215ZM214 147V148H215ZM220 147V146H219ZM236 147V148H237ZM245 147H247L246 146V144H245ZM243 148L244 150L245 149H247V148ZM31 148V147H30ZM47 148H49V147H47ZM90 148V147H89ZM104 148V147H103ZM114 148V147H113ZM131 148V147H130ZM207 148V147H206ZM224 148V147H223ZM256 148V149H257ZM261 149H262V147H260ZM56 149V150H55ZM202 150L204 149V148H201ZM219 149V148H218ZM225 149V148H224ZM224 149H223V153H228L227 151L226 152H224ZM234 149V148H233ZM233 149H231V150H233ZM240 149V148H239ZM238 149V150H239ZM242 149V148H241ZM256 149H255V151H256ZM263 149H264V147H263ZM54 150V151H53ZM83 150V149H82ZM82 150H80L79 149V151H78V153H81L82 152ZM236 150V149H235ZM234 150V153L235 154H237L238 155V151H237V153H236V151ZM250 150V149H249ZM249 150H245V151H248L249 152ZM251 150H253L254 151V149H251ZM26 151H27V149H26ZM46 151V150H45ZM48 151V150H47ZM59 151V152H58ZM85 151H86V149L83 151V153H85ZM111 151V150H110ZM121 151V154H123L122 152V150H120ZM201 151V150H200ZM205 151L206 152H208V151H210V148H209V150L207 149H205ZM204 151V152H205ZM259 151V150H258ZM258 151H256L254 154H256V155H254V156H256V157H254L253 155H251L252 156V160H253V157H254V159H256L255 161L257 162V158L259 159V156L261 155V157H263V155H262V153L260 154V152H264V150L262 151V150H260V152H259V154H257V152ZM34 152V151H33ZM203 152V153H204ZM205 152V153H206ZM217 152H218V150H217ZM216 152V153H217ZM2 153V152H1ZM0 153V154H1ZM77 153V154H78ZM138 153V152H137ZM208 153H210V152H208ZM219 153V152H218ZM221 153H222V151H221ZM230 153H232V152H230ZM251 153H252V151H251ZM46 154V153H45ZM49 154V155H50ZM54 154V155H55ZM58 154V155H57ZM215 154V153H214ZM214 154H212V157H213V155ZM233 154V153H232ZM231 154V155H232ZM241 155L242 154H244L243 153V150H242V153H240ZM240 154L238 155V157H237V161H238V158H240L239 156H240ZM247 154V153H246ZM246 154H244L245 156H244V162L246 161L245 160V158H246ZM250 154V153H249ZM2 155V154H1ZM26 155V154H25ZM28 155V154H27ZM32 155V154H31ZM54 155H53V157L52 158H55L54 157ZM85 154H83V156H84ZM123 155H125V154H123ZM123 155H121L122 157H123ZM231 155H229L228 154V156H231ZM29 156V158H30V155H28ZM116 155H114V157H115ZM118 156H120V155H118ZM210 156V154L208 155V158H210L209 157ZM214 156H217L218 157V154H215ZM219 156H220V154H219ZM221 156H224V154H222ZM251 156L249 155V156H247V157H249L250 158V161H251ZM258 156V157H257ZM41 157V156H40ZM80 157V156H79ZM125 157H126V155H125ZM211 157V158H212ZM232 157H233V155H232ZM235 157V158H236ZM243 157V156H242ZM1 158H3V157H1ZM26 158H27V156H26ZM28 158V159H29ZM36 158V157H35ZM124 158V157H123ZM206 158V157H205ZM234 158V157H233ZM249 158H246V159H248V161L246 162L247 164L249 163H251V164H254V162H249ZM48 159V158H47ZM81 159V158H80ZM83 159V158H82ZM81 159V160H82ZM117 159V158H116ZM134 159V158H133ZM218 159H220V158H218ZM231 159V157L228 159V160H230ZM264 158H261V161L263 160ZM50 160V159H49ZM119 160H120V158H119ZM127 160V159H126ZM203 160H205V159H203ZM213 160H215L214 158H213ZM232 160V159H231ZM234 160V159H233ZM240 160V159H239ZM260 160V159H259ZM1 161V160H0ZM45 161V160H44ZM78 161H79V159L77 160V163H78ZM218 161V160H217ZM227 161V160H226ZM261 161H258L257 162V164H256V166L255 167H257V169H255L256 171H258V169H259V171H261L262 169V167H264V165H263V162L264 161H262V165H259V164H261ZM144 162V161H143ZM200 162V161H199ZM219 166H217L218 168L219 167H221V169L223 168H225V160H224V158L222 157L219 161ZM217 162V163H218ZM229 163H231V164H233V161H228ZM227 162V163H228ZM235 162V161H234ZM240 162V161H239ZM30 163V162H29ZM42 163V162H41ZM51 163V162H50ZM127 163H128V161H127ZM126 162H124V164L125 165H128ZM211 163V162H210ZM228 163V164H229ZM235 163H237V165L239 164V166H241L240 165V163H238V162H235ZM241 163H243V162H241ZM43 164V163H42ZM79 164V163H78ZM135 164V163H134ZM231 164H229L230 165V168H233L235 165H233V167H232V165ZM244 164V163H243ZM254 164V165H255ZM32 165V164H31ZM30 165V166H31ZM119 164L117 163V166H118ZM204 165V164H203ZM211 165V164H210ZM213 165V164H212ZM218 165V164H217ZM38 166H39V164H38ZM43 166V165H42ZM74 166H75V164H74ZM129 166V165H128ZM127 166V167H128ZM206 166H207V164H206ZM228 166V165H227ZM226 166V167H227ZM247 166V165H246ZM259 166H262V167H260V168H258ZM44 167V168H45ZM122 167V166H121ZM139 167V166H138ZM204 167V166H203ZM209 167V166H208ZM216 167V168H217ZM236 167V166H235ZM245 167V166H244ZM248 167H250L249 165H248ZM27 168H29V167H27ZM34 168V167H33ZM32 168V169H33ZM36 168V167H35ZM76 168V167H75ZM78 168V167H77ZM124 168H125V166H124ZM123 168V169H124ZM199 168V167H198ZM230 168L228 167L227 169H229L230 170ZM237 168H238V166H237ZM240 168V170H244V168H242V167H239ZM239 168L236 170L237 172H238V170H239ZM242 168V169H241ZM251 168V167H250ZM250 168H248L249 170H250ZM31 169V170H32ZM40 169V168H39ZM122 169V168H121ZM121 169H119V170H121ZM122 169V170H123ZM201 169V168H200ZM222 169V170H223ZM247 168L245 167V170H246ZM127 170H131V167H130V169H129V167L127 168ZM138 170V169H137ZM229 170H228V173H229ZM233 170H234V168H233ZM240 170H239V174H241L242 172H244L243 170L241 171V173H240ZM248 170V171H249ZM251 170L253 171V167L251 168ZM24 171H26V170H24ZM28 171V170H27ZM76 171V170H75ZM82 171V170H81ZM111 171H112V169H111ZM201 172H202V170H200ZM231 171V170H230ZM235 171V172H236ZM247 171V170H246ZM259 171H258V177L260 176V177H263V179H264V175L263 176H261L263 173H261L260 172V174H259ZM36 172V171H35ZM34 172V173H35ZM39 172V173H40ZM118 172V171H117ZM136 172V171H135ZM205 172V171H204ZM213 172V171H212ZM224 172V171H223ZM225 172H227V170H225ZM234 172V173H235ZM2 173V172H1ZM30 173V172H29ZM38 172H36V174H37ZM76 173H78V171H76ZM106 173V172H105ZM115 173V172H114ZM119 173H120V171H119ZM123 173V172H122ZM139 173V172H138ZM137 173V174H138ZM198 173H200V172H198ZM216 173H217V171H216ZM233 173V174H234ZM245 173V172H244ZM247 174H248V172H246ZM245 173V174H246ZM32 174H33V172H32ZM116 174H118V173H116ZM131 173H129V175H130ZM133 174V173H132ZM136 173H135V175H137ZM221 174H223V173H221ZM225 174V173H224ZM227 174V173H226ZM256 174H257V172H256ZM3 175H4V177H3ZM27 176H28V174H26ZM40 175V174H39ZM78 175V174H77ZM127 175V174H126ZM184 175V174H183ZM199 175H201V177H202V174H199ZM208 175V174H207ZM251 175H252V173H251ZM250 173L248 174V176H249V178H250ZM253 175L255 176V171H254V173H253ZM24 177H25V175H23ZM26 176V177H27ZM36 176V175H35ZM102 176V175H101ZM120 177H119V179L121 178V175H119ZM192 173H189V174H187V175H185V176H183V178H182V180L181 181H178L177 183H176V181H175V184L173 183V184H170V185H165L164 186V191H163V193L162 194H164L163 195V197H160L159 199H157L159 202H163L164 201V198L166 197V195L169 193V192H171V191H173V190H175L176 189V186H182L183 184H187V182H188V180H189V178H192ZM195 176V175H194ZM217 176H220V175H218V173H217ZM234 176H236V174L234 175ZM74 177V176H73ZM114 177H116V176H114ZM127 177V176H126ZM137 177V176H136ZM135 177V178H136ZM196 177V176H195ZM200 177V176H199ZM253 177V176H252ZM259 177V178H260ZM36 178H38V176L36 177ZM76 178V177H75ZM74 178V179H75ZM84 178V177H83ZM83 178L81 179V180H83ZM109 178H111V177H109V175L107 176V174L105 175V176H103L102 178H100V180H98V185H97V187L96 188H93V186L92 187H90V189H89V186H87L88 187V189L91 191V194L89 195V196H87V197H90L89 198V201L91 202V205L93 206L94 205V207H93V210H94V208H96L95 210H96V212H95V215H93V216H91V215H89V214H87V213H89V212H87L86 214L88 215V217H87V215H86V219H85V216H84V220L83 221H85V225L84 224H82V226L84 225V227H82L83 228V230H84V228H85V230H84V235H83V238L84 239H82V242L81 243H73V244H71L72 242L70 241V240H72V239H70L68 242H70V246H68L69 245V243H68V245H67V248L66 247H64L65 248V250H64V252H63V258H62V253H61V255L58 257L59 259H60V257H61V261L58 263V264H132V262H129V261H132L131 259H133V262L135 261L134 259H136V258H134V257H138V256H140V255H137L136 254V256H135V254H134V257L132 258L131 257V252H130V258H127V255L125 256L124 255V253L122 254V253H120L123 249H122V247H121V245L119 244V242L121 241H118L120 238H122L121 236H117V238H115V237H113L112 236V234H114L113 232H114V230H113V232H111L112 234H111V236H110V232H108V230L110 229V228H107L106 227V224L105 225H103V227L105 226L106 227V230H107V232L109 233H106L104 230V232L103 231H101V232H103V233H105V235L102 233L101 234V232H97V231H99V229L98 230H95L96 229V225H97V223H98V220H99V215H98V208H99V206H100V203H101V201H102V199H103V192H104V188H107V187H109V186H107V187H105L106 186V184H108L107 183V181L109 180ZM132 178H134V176L132 177ZM208 178V177H207ZM257 178V177H256ZM255 178V180L254 179H251V180H254V182H256V183H259V180L261 179H259V178H257L256 179ZM29 179V178H28ZM112 179H114V178H112ZM122 179V178H121ZM120 179V180H121ZM123 179H124V177H123ZM193 179H194V177H193ZM77 180V179H76ZM75 180V181H76ZM128 179H126V181H127ZM133 180V179H132ZM135 180V179H134ZM165 180V179H164ZM244 180V179H243ZM78 181V180H77ZM88 181V180H87ZM96 181V180H95ZM125 181V184L127 183ZM209 181V180H208ZM258 181V182H257ZM261 181V180H260ZM84 182H85V180H84ZM91 182H94V181H91ZM91 182H90V184H91ZM113 182V181H112ZM123 182V181H122ZM137 182L138 181H135L134 183H136V185H137ZM162 182V181H161ZM171 182V181H170ZM191 182V181H190ZM207 182V181H206ZM249 182H250V180H249ZM252 182V181H251ZM96 183V182H95ZM110 183H111V181H110ZM139 183V182H138ZM169 183V182H168ZM231 183V182H230ZM261 183V182H260ZM88 184V182L86 183V185ZM112 184V183H111ZM113 184H115L114 182H113ZM113 184H112V186H113ZM121 184V183H120ZM124 184V183H123ZM125 184H124V186H125ZM76 186H77V184H75ZM130 185V184H129ZM139 185V184H138ZM164 185V184H163ZM192 185V184H191ZM246 185V184H245ZM81 186H82V184H81ZM111 186V187H112ZM132 186V185H131ZM161 186V185H160ZM251 186V185H250ZM94 187H95V185H94ZM116 187H117V185H116ZM137 187V186H136ZM135 187V188H136ZM163 187V186H162ZM184 187V186H183ZM190 187V186H189ZM222 187V186H221ZM238 187H239V185H238ZM260 186H259V184H257V185H253L252 186V188H254L253 190H251V194H249L248 195V198H247V200L246 201H244V203H239V204H236L234 207H233V209H232V212L230 213V215H232V216H238V214H239V212H241V210L243 209V207H244V205L246 206V205H248V206H250L251 208L249 209L250 210V214H249V218L251 219V220H253L252 222L253 223H255V226H254V228L252 229V231L250 232V235L247 233V235H248V238H247V235H246V237H245V240H246V245H245V241H243V243L242 244H244L245 245V247L241 250V251H237L236 250V246L233 244V243H231V242H228L232 237H229L230 239H226V241L224 240V238H227L225 235L227 234V231L226 232H222L221 233V235H218L216 238H214L212 241H208V242H205V243H207L202 249H200V250H202L201 252H200V255L198 256V257H196L197 259L194 261L195 262V264H264V237H262L263 236V232H264V219L262 218V214H263V211H264V192H262L261 191V189H259V190H255V189H257V188H259ZM74 188H75V186H74ZM73 188V189H74ZM80 188V187H79ZM119 188V187H118ZM157 188V187H156ZM232 188V187H231ZM76 189H77V187H76ZM76 189H74V190H76ZM87 189V190H88ZM113 189V188H112ZM115 189V188H114ZM113 189V190H114ZM122 189V188H121ZM121 189H119V190H121ZM158 189V188H157ZM190 189V188H189ZM188 189V190H189ZM219 189V188H218ZM236 189V188H235ZM81 190V189H80ZM106 190V189H105ZM107 190H109V189H107ZM118 190V189H117ZM125 190V189H124ZM127 190H129V189H127ZM133 189H131V191H132ZM136 190V189H135ZM183 190V189H182ZM123 191V190H122ZM122 191H121V194H122ZM150 192H151V190H149ZM158 191V190H157ZM181 191V190H180ZM233 191H235V190H233ZM238 191V190H237ZM72 192V191H71ZM88 192V191H87ZM86 192V193H87ZM119 193H120V191H118ZM117 192V194H119ZM123 192H125V191H123ZM190 192V191H189ZM207 192V191H206ZM230 192H232L231 190H230ZM236 192V191H235ZM235 192H233V194H235ZM240 191H238V193H239ZM74 193H75V191H74ZM79 193H80V191H79ZM84 193V192H83ZM89 193V192H88ZM105 193V192H104ZM106 193L108 194V192L106 191ZM112 193H113V191H112ZM115 193V192H114ZM126 193H128V191H126ZM81 194V193H80ZM107 194H105V195H107ZM120 194V195H121ZM124 194V193H123ZM121 195V196H123L121 199L122 200H125L124 199V195ZM133 194V193H132ZM147 194H149V193H147ZM246 194H247V192H246ZM76 195V194H75ZM88 195V194H87ZM108 195H110L111 196V194H108ZM113 195V194H112ZM115 195V194H114ZM114 195H113V198H114ZM153 195V194H152ZM238 195V194H237ZM245 195V194H244ZM79 196V195H78ZM118 196V195H117ZM130 196V195H129ZM83 197V196H82ZM84 197H86V196H84ZM106 197V196H105ZM137 197V196H136ZM146 197V196H145ZM153 197V196H152ZM234 197V195L232 196V198ZM240 197V196H239ZM109 198V199H108ZM110 198L111 197H107V201H109L110 200ZM127 198V197H126ZM158 198V197H157ZM210 198V197H209ZM225 198V197H224ZM230 198V197H229ZM85 199V198H84ZM83 199V200H84ZM166 199H168V197L166 198ZM165 199V200H166ZM222 199V198H221ZM145 200V199H144ZM244 200V199H243ZM73 201H74V199H73ZM76 201V200H75ZM85 201H86V203H85ZM85 201H83L82 203H85L84 204V206H86L87 205V202H88V200H86L85 199ZM104 201V200H103ZM112 201V200H111ZM116 201H117V199H116ZM155 201H156V199H155ZM77 202V201H76ZM106 202V201H105ZM104 202V203H105ZM110 202V201H109ZM166 202V201H165ZM171 202V201H170ZM229 202V201H228ZM79 203V202H78ZM119 203V202H118ZM128 203V202H127ZM144 203V202H143ZM214 203H215V201H214ZM74 204H75V202H74ZM88 204H90V203H88ZM108 204H110V203H108ZM131 204V203H130ZM129 204V205H130ZM153 204V203H152ZM82 205V204H81ZM105 205H107V204H105ZM165 205V204H164ZM228 205V204H227ZM75 206V205H74ZM92 206L90 207V209L92 208ZM172 206V205H171ZM213 206V205H212ZM224 206V205H223ZM230 206V205H229ZM89 207V206H88ZM106 207V206H105ZM125 207H126V205H125ZM125 207H123V209L125 208ZM128 207V206H127ZM170 207V206H169ZM221 207H222V205H221ZM73 208V207H72ZM71 208V209H72ZM102 209H104L103 208V206L101 207ZM100 208V209H101ZM129 208V207H128ZM180 210H183V206H181L180 205ZM214 208V207H213ZM212 208V209H213ZM225 208V207H224ZM231 208V207H230ZM83 209H84V207H83ZM106 209V208H105ZM123 209H122V211H123ZM211 209V208H210ZM215 209H216V213H219L220 211H221V209L219 208V205L218 206H216L215 207ZM214 209V210H215ZM226 209V208H225ZM246 209V208H245ZM77 210V209H76ZM92 210V209H91ZM117 210V209H116ZM128 210V209H127ZM148 210V209H147ZM213 210V211H214ZM30 211V212H29ZM72 211H73V209H72ZM87 211V210H86ZM103 212L105 211V210H102ZM107 211V210H106ZM105 211V212H106ZM126 211V210H125ZM130 211V210H129ZM211 211V210H210ZM213 211L211 212V213H213ZM246 211H247V209H246ZM29 212V213H28ZM93 212V211H92ZM104 212V213H105ZM133 212V211H132ZM138 212V211H137ZM209 212V211H208ZM73 213V212H72ZM75 213V212H74ZM125 213V212H124ZM194 213V212H193ZM206 213V212H205ZM222 213H224V212H222ZM228 213V212H227ZM227 213H226V215H227ZM80 214V213H79ZM93 214V213H92ZM101 214H102V212H101ZM106 214V216L108 215L107 213H105ZM129 214V213H128ZM139 215H140V213H138ZM167 214V213H166ZM184 214V213H183ZM183 214H181L182 216H183ZM190 214H192V213H190ZM199 214H201V213H199ZM198 214V215H199ZM221 214V213H220ZM243 214V213H242ZM244 214H246V213H244ZM248 214H246V215H248ZM70 215H72V214H70ZM84 215V214H83ZM109 215H110V213H109ZM126 215V214H125ZM124 215V216H125ZM165 215V214H164ZM174 215H175V213H174ZM212 215V214H211ZM224 214H222V216H223ZM225 215V216H226ZM73 216V215H72ZM75 216V215H74ZM135 216V215H134ZM178 216V215H177ZM221 216V215H220ZM12 217H14V219L13 220H11V218ZM26 217H27V219H26ZM68 217V216H67ZM110 217V216H109ZM141 217V216H140ZM140 217H139V219H140ZM153 217V216H152ZM179 217V216H178ZM195 217V219L194 220H191V226L189 227V225H188V229L184 232V234H182V236L180 237V242H179V245H178V248L176 249V250H171L173 253L171 254V255H168V256H166V258H162V256L160 257V255L161 254H163V251L165 250V248H166V245H169V242H166V245H165V248L162 250V253H159L158 252V254H160L159 256L157 255V253H155L158 257H160V259H157L158 257H156V260L157 261H155V260H153L152 258H153V256H151L150 257V255L151 254H153V253H151L150 255H143V254H141V252H137V247L135 248V250H133L134 249V247L132 248V251H134L135 253H140L141 254V256L142 257H140V258H142V259H140L139 257V260H137L138 261V264H192L191 262H189V261H186L185 259H187V258H184L185 256H187L188 257V255L187 254H189L190 252V250L188 251L187 250V247H189V246H191L192 245V243H195L194 241H195V239L198 237V235H200L201 233H202V237L200 238V239H202L201 240V242H203V240H205V239H207L208 238V235H209V233H210V231H212L211 230V227H206V228H208V229H206V230H204L203 231V227H204V224H203V222L205 221V219L206 218H204L203 217V215L201 216H198V217H196V216H194ZM205 217H207V215L205 214ZM212 218L214 217V215L213 216H211ZM211 217H208V218H211ZM0 218H2V217H0ZM69 218H70V216H69ZM79 218V217H78ZM127 217H125V219H126ZM150 218V217H149ZM175 218V217H174ZM222 218H224V217H222ZM241 218V217H240ZM243 218V217H242ZM26 219V220H25ZM71 219V218H70ZM74 219V218H73ZM101 219V218H100ZM105 219V218H104ZM119 219V218H118ZM137 219V218H136ZM165 219V218H164ZM170 219V218H169ZM177 219H179V218H177ZM16 220H17V222H16ZM129 220V219H128ZM127 219L125 220V221H128ZM135 220V219H134ZM143 220V219H142ZM183 220H184V218H183ZM204 220V221H203ZM208 220H210V219H208ZM208 220H207V222H208ZM242 220V219H241ZM244 220L246 221V218H244ZM65 221H69L68 219L67 220H65ZM100 221V220H99ZM122 221V220H121ZM141 221V220H140ZM149 221H150V219H149ZM154 221V220H153ZM184 221H186V220H184ZM184 221H181V224H182V222H184ZM229 221H231V220H229ZM239 221V220H238ZM245 221H243V224H244V222ZM7 222H8V220H7ZM14 222V221H13ZM102 222H103V220H102ZM101 222V223H102ZM139 222V221H138ZM176 222H178V221H176ZM187 222H188V220H187ZM235 222L237 223V220H235ZM250 222V221H249ZM251 222V223H252ZM72 223V222H71ZM116 223H118L117 221H116ZM115 223V224H116ZM125 223H127V222H125ZM164 223H165V221H164ZM163 222H162V224H164ZM190 223H188V224H190ZM239 223L241 224V222L239 221ZM238 223V224H239ZM247 223V222H246ZM245 223V224H246ZM250 223V224H251ZM11 224H13V223H11ZM33 224V225H32ZM69 224V223H68ZM80 224V223H79ZM119 224V223H118ZM118 224H116L117 226H118ZM121 224H122V222H121ZM222 224V223H221ZM235 224V223H234ZM31 225L32 226H36V227H31ZM67 224H64V231H65V226H66ZM70 225V224H69ZM102 225V224H101ZM108 225V224H107ZM115 225V226H116ZM126 225V224H125ZM167 225H168V223H167ZM179 225V224H178ZM184 225V224H183ZM209 225V224H208ZM216 225V224H215ZM249 225V224H248ZM247 225V226H248ZM14 226V225H13ZM68 226V225H67ZM66 226V227H67ZM127 226V225H126ZM131 226V225H130ZM138 226V225H137ZM152 226V225H151ZM154 226V225H153ZM160 226H161V224H160ZM174 226V225H173ZM213 226V225H212ZM237 226V225H236ZM241 226V225H240ZM246 226V227H247ZM9 227V233L11 234L12 233V229H14V228H10L11 226H8ZM15 227H17V225L15 226ZM23 227V226H22ZM71 227V226H70ZM99 227V226H98ZM157 227V226H156ZM168 228H167V232H169L168 231V229H169V227L170 226H167ZM180 227V226H179ZM183 227V226H182ZM216 227V226H215ZM214 227V228H215ZM221 227V226H220ZM224 227V226H223ZM242 227H243V225H242ZM251 227H253V225H251ZM69 228V227H68ZM152 228V227H151ZM172 228V227H171ZM174 228V227H173ZM172 228V229H173ZM176 228H178V227H176ZM184 228V227H183ZM70 229V228H69ZM103 229H105V228H103ZM114 229H115V227H114ZM118 229V228H117ZM160 229H162V228H160ZM246 229V228H245ZM244 229V230H245ZM19 230H22V229H19ZM23 230H24V227H23ZM22 230V231H23ZM63 230H61V231H63ZM68 230V229H67ZM67 230L65 231L66 232V234L65 235H68L67 234ZM123 230V229H122ZM146 230V229H145ZM156 230V229H155ZM158 230V229H157ZM156 230V231H157ZM163 230V229H162ZM223 230H225V229H223ZM222 230V231H223ZM227 230V229H226ZM231 230V229H230ZM243 230V231H244ZM249 230V229H248ZM26 233H28V231L27 230H24ZM82 231V230H81ZM80 230H79V232H81ZM124 231V230H123ZM127 231V230H126ZM147 231V230H146ZM153 231V230H152ZM181 231V230H180ZM180 231H179V234H180ZM203 231V232H202ZM229 231V230H228ZM237 231V230H236ZM246 231V230H245ZM64 232V233H65ZM166 232V233H167ZM176 232V231H175ZM8 233V234H9ZM18 233V232H17ZM22 233H24V232H22ZM63 233V234H64ZM98 233H100L101 234V236H99L98 235ZM134 233H136V231L134 232ZM157 234H159L158 232H156ZM171 233V232H170ZM182 233V232H181ZM235 233V232H234ZM20 234V233H19ZM30 234V233H29ZM28 234V235H29ZM62 234V235H63ZM75 234V233H74ZM122 234V233H121ZM128 234H129V232H128ZM132 234V233H131ZM147 234H149V233H147ZM173 234H176V233H173ZM178 233L176 234V235H179ZM220 234V233H219ZM231 234V236H232V233H230ZM23 235H25V233L23 234ZM27 234H26V237L28 236ZM31 235V234H30ZM29 235V236H30ZM64 235V236H65ZM102 235H104V236H102ZM132 235H134V234H132ZM131 235V236H132ZM163 235V234H162ZM10 236H12V235H10ZM115 236H116V234H115ZM130 236V235H129ZM169 236V238H171V234L170 235H168ZM167 236V237H168ZM174 235H172V237H173ZM216 236V235H215ZM235 236V235H234ZM236 236H237V240H238V235L236 234ZM13 237V236H12ZM33 237V236H32ZM67 237V236H66ZM71 237V236H70ZM74 237V236H73ZM76 237H77V235H76ZM75 237V239L76 240H78V238H76ZM125 237V236H124ZM127 237V236H126ZM137 237V236H136ZM160 237H163V236H160ZM244 237V236H243ZM28 238V237H27ZM130 238V237H129ZM213 238V237H212ZM236 238V237H235ZM15 239V238H14ZM42 239H44L43 240V242H41L40 240H42ZM59 239V240H58ZM68 239V238H67ZM67 239H65V240H67ZM134 239V238H133ZM163 239V238H162ZM239 239H241V236L239 237ZM244 239V238H243ZM11 240H13V239H11ZM18 240V239H17ZM167 240V239H166ZM174 240V239H173ZM177 240V239H176ZM199 240V239H198ZM208 240V239H207ZM206 240V241H207ZM228 240V241H227ZM50 241H52V242H50ZM73 241V240H72ZM122 241H123V239H122ZM169 241V240H168ZM171 241H172V239H171ZM170 241V242H171ZM232 241V240H231ZM50 242V243H49ZM64 243H66L65 241H63ZM132 242H133V240H132ZM130 243V245L131 244H133V243ZM174 242V241H173ZM236 242H238V241H236ZM11 243H12V241H11ZM10 243V245L12 246V245H14V243L15 242H13L12 244ZM39 243H43V247L41 246L42 244H39ZM58 244L57 243V245H61V249L63 250V246L62 245H65V244ZM122 243H124V242H122ZM204 243V242H203ZM53 246H52V245ZM127 244H129V242L127 243ZM126 244V245H127ZM164 244V243H163ZM238 244V243H237ZM240 244V243H239ZM238 244V245H239ZM7 245L9 246L8 248H7ZM57 245H55V246H57ZM124 245V244H123ZM122 245V246H123ZM138 245V244H137ZM50 246H52L54 249H50L49 247ZM128 246V245H127ZM140 246V245H139ZM171 247H173L174 246V244L171 242V245H170ZM241 246V245H240ZM20 247V248H21ZM193 247H194V245H193ZM193 247H191V248H193ZM201 247V246H200ZM17 249V251H16V249ZM19 248V249H20ZM59 248V247H58ZM124 248V247H123ZM127 248H129V246L127 247ZM8 249V250H7ZM60 249V248H59ZM167 249H169L170 250V248H167ZM139 250H142V248L141 249H139ZM187 250V251H186ZM54 253H53V252ZM126 251V246H125V250H124V252ZM127 251H129L128 249H127ZM126 251V252H127ZM146 252H148L147 250H145ZM196 250H194L193 252H195ZM19 252H20V250H19ZM61 252V250L59 251V253ZM146 252H145V254H146ZM169 251H167V253H168ZM186 252H188L186 255H185V253ZM197 252V251H196ZM52 253H53V255H52ZM57 253V252H56ZM143 253H144V250H143ZM169 254V253H168ZM56 255V254H55ZM59 255V254H58ZM154 255V254H153ZM156 255H154V256H156ZM192 255V254H191ZM193 255H195V254H193ZM198 255V254H197ZM184 256V257H183ZM155 258V257H154ZM183 258H184V260H185V262H184V260H183ZM192 258V257H191ZM0 259V260H1ZM57 259V258H56ZM189 259V258H188ZM2 260V261H3ZM141 260V261H140ZM1 261V263L2 264H4L5 263V261H3L2 262ZM58 261V260H57ZM128 261V262H127ZM140 261V262H139ZM155 261V262H154ZM136 262V261H135ZM134 262V263H135ZM0 263V264H1ZM57 263V262H56ZM137 263V262H136ZM135 263V264H136ZM7 264V263H6Z\"/></svg>", "mask_w": 264, "mask_h": 264}]
</instances>
